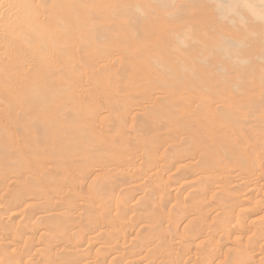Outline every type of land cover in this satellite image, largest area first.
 <instances>
[{
  "label": "rangeland",
  "instance_id": "1",
  "mask_svg": "<svg viewBox=\"0 0 264 264\" xmlns=\"http://www.w3.org/2000/svg\"><path fill=\"white\" fill-rule=\"evenodd\" d=\"M80 1H82V0H80ZM72 2H74V3L77 2V6H75V4H73V7L75 6V7L79 8V9H77V8L75 9V7H74V9L72 8L73 13L70 14L71 16L69 15V17H73V19L75 17L78 20V21L76 20L77 22L75 20H72V21L76 22V25L78 26L79 31L76 28H75L76 31H75V29L69 31L72 34V37L76 39L74 45H72L73 44L72 42L74 41V39L72 37H71V39H69L70 35L68 34L66 36V39H67L66 42L68 41L67 43H69L70 42L69 40H71V42H70L71 44L69 43L68 47H67V43H65L64 40H62V43H56L55 45L52 44L54 47L52 45L48 44V45H50V47L52 46V50H51L52 53L50 52L51 48H49V46L43 47L44 50L48 51V52L46 51L48 53L47 54V53H44L45 51L43 49H41L42 51H44V52H41V54L42 53L44 54V55L42 54L43 56H41V54H40L41 50H39V49L42 48V46L47 45V43L46 44L43 43L42 46L40 45V47H38V49H36L37 51L39 50L38 53L40 55H38V53L36 52L35 49H34V51L33 50H25L26 52H24V50H22V53L24 52L23 54L20 53V51H19V52H17L18 57L16 55L15 49H13L12 51L8 50V52L10 54L7 52V50H4L6 54L3 51V53L5 55L4 54H2V55L5 56L6 58L3 57V59L0 61L2 64L4 63L3 65H0L1 66L0 67V147H1L0 148V202H2V203H4L3 201L9 202L10 206L12 207V208L11 207L10 208H11V210L14 211V213H13V211L9 210L8 208L7 209H8V211L12 212V214L16 213L15 215H18V216H19V214H20V216L22 214L23 219L24 218L26 219V217L29 218L30 221L28 219H26L27 221L24 219V223L22 220V222L20 224L21 226L22 225L24 226V227L23 226L22 227L25 230L21 226H20V228H22L24 231H26V228H31V229L34 228L33 232L31 233L30 232L31 229H28L30 231L27 230L28 232L27 233L25 232V234H27V237H21V238L28 239V237L30 236L33 238V239H31L32 241H34L35 243L36 242L38 243V242H43L44 239L47 237L44 242L46 244L48 243L47 245L50 244L51 246L50 245L44 246V247H49V248L43 247L41 251L43 253L45 251V254H46V250L43 251V249H47V251H49L48 249L53 247L54 250L51 248V250L53 252L50 250L51 252H49V253L47 252V254H50V253L56 254L59 252L58 253V255H59L61 252L60 249H61L62 245L65 247L66 246L70 247L71 246L70 244L73 243V241H75L78 244L77 241L80 242V240H81V243L82 242L88 243L89 236H87L86 234H89L88 232L91 233L94 227L95 228L99 227V228H97V230L94 228L97 231L96 232L94 230L95 233H99L100 231L102 233L106 232L105 234H107V235L105 237H107V236L109 237V234H110V239L112 238L111 242H114V243L111 244L110 239L108 237L105 238L106 240L109 239L108 241H106L105 239H102L103 241L101 240L102 242L100 241L99 244L101 245L103 242H105V244L103 243V245H101V246L97 245V247H95L97 249L92 251L93 254H90V256L92 255L91 257H93V258H90L89 260H87L84 263H87V264L88 263L89 264L90 263L91 264H93V263L94 264H110L113 261L112 264H115V262L117 260L116 264H144L145 262H147L148 264L149 263L150 264H167V263H169V260L172 261L171 259H172V255H173L174 257H173L172 264H174V263H176V264H194L191 261L193 260L195 262L197 260L196 258H199L200 263L201 262L205 263L208 261L206 264H210L211 260L213 262L211 264H219V263L223 264V262H224V264H227V263L228 264H238L242 261L240 258H242L243 261H245L244 258L250 254L251 256L253 255V257L255 259L250 256V259H251L250 261L248 258H246V260L249 261L247 263L257 262L256 264H258V263L264 264V259H263L264 258V253H263V251H264L263 250L264 249V246H263L264 242L263 241L264 240H261V239H264V235H263L264 234V231H263L264 226H263V228L261 227V229H263L262 230L263 236L261 235V232H262L261 229L256 228L257 227L256 225H258V227L264 225V222H262L264 220V218H263L264 217V215H263L264 210L262 212V208L264 209V207H263L264 206V186L263 187L260 186V185H264L263 184L264 179L260 178V176L261 177L264 176V174H263L264 173V104H263L264 103L263 102L264 101V0H83L81 3L79 2V0H73ZM78 4H79V6H78ZM77 12H79V13L81 12V13L79 14ZM74 14H76V15H74ZM77 14H79V15H77ZM80 15H81L82 19H81ZM83 18H84V20H83ZM105 22L107 23V25ZM99 23L101 24L102 28H104L106 26L105 29L101 30L102 29L101 27H99L101 29H98L97 26L100 25ZM71 31H73V33ZM74 31H75V33H74ZM77 32H80V33H77ZM74 35H76V36H74ZM58 44H61V45H58ZM0 46L3 47L4 42L2 43V45L0 43ZM55 46H57V47H55ZM64 46L67 49L70 48L69 54L66 53V51L64 50L65 49ZM53 48H58L56 51L57 55H54V53L56 54V52L54 51V53H53ZM62 48H64L63 50L65 51V54H62V52L64 53V51H60V50H62ZM108 49H112L111 50L112 52H109ZM104 50H106L109 53H107ZM13 52H14V54H13ZM27 52L28 53L30 52V56H28V58H30V59L27 58V55H26ZM31 52H33V53H31ZM67 52H68V50H67ZM105 52L107 53V55L105 54ZM58 53L62 54L61 55L62 57H59L60 55ZM114 53H116V54H114ZM7 54H9V55H7ZM11 54H13L14 57L15 56L17 57L18 62H17V60H15L16 64L14 61H12L13 59H16V58L11 57L12 56ZM31 54L32 55L34 54L33 57L34 58L37 57L36 58L37 60H32L34 58H32ZM66 55H68V56H66ZM40 56L42 57L41 60L45 59L46 62H45V60L40 62L38 60V59H40L39 58ZM44 56H45V58H43ZM7 57L10 60V61L8 60V63H6V61H7L6 59H8ZM10 58H13V59H10ZM9 62H13V63L9 64ZM18 63L20 65L22 63L21 66H23V64H24V66L27 65V67L25 66L26 67L25 68V67L17 66V65H19ZM8 64L12 65V67L7 66ZM31 65L36 66L37 67V68L35 67L36 70H35V68H33L34 66L32 67ZM52 65H54V66H52ZM55 65H57V66H55ZM43 66H45L48 69L51 66L50 69H52V70L47 71L45 69V67H43ZM59 66H61V67H59ZM30 67L34 69V73L30 72V71H32V69ZM54 67L55 68L57 67L56 70L58 68L59 69L61 68V69L60 70L58 69L59 71L58 70L56 71V70H54ZM110 67H112V68L110 69ZM23 68H25V69H23ZM44 69H45V72L47 71L48 73H45L43 71ZM24 70H26V71H24ZM41 71L43 72V75H42ZM26 72H28V74ZM14 74H16V75L13 76ZM20 74L22 75V77H19V76H21ZM11 75L13 77H16V80L13 79V77ZM42 76H44V77H42ZM18 77H19V80H18ZM26 78H28V79H26ZM40 78H41V81H40ZM23 79H25V80H23ZM37 80H38V82H41L39 84H42L43 87L41 85L37 84ZM15 81H16V83L20 82L18 84H21L20 85L21 87H24L28 83L27 87L26 86L24 87V88H27L28 90L27 89L22 90V88L19 85H17L15 83ZM42 81H43V83H42ZM21 82H24V83H21ZM31 83H35V84H31ZM29 84H30V87H29ZM52 85L54 87L55 86L57 87V85H59L58 88H56V89L57 90L60 89L59 92L60 91L61 92L59 93L56 90L55 92H52V93H54L52 95V93L49 92L50 91L49 89L51 88ZM33 86H35V87H33ZM13 87H16V88H13ZM18 87H20V88H18ZM39 87L44 88V91L43 90L40 91L42 88L39 89ZM17 88H18V90H17ZM12 89H14V90L16 89V90L14 91ZM20 89L22 91H25L26 94L24 92H21ZM10 90L14 91L13 94H11L12 91L9 93ZM84 90H87L88 92H91V93H88V92L85 93L86 91L83 92ZM39 91L44 92V93H39ZM112 92L115 94L113 95ZM118 92L122 95L121 96L122 101L125 98H128V99H130L129 102L127 101L128 99L125 100L126 102L123 101L125 103H122V101L120 100L121 102H119L120 103L119 104L117 97L120 99V95ZM14 93L17 95L15 96ZM29 93H30V95H29ZM84 93H85V95L89 94L90 96L89 95L83 96ZM24 94H25V96H24ZM111 94L113 95V97ZM116 94H118V96ZM47 95H49V96L47 97ZM31 96L33 98L32 100H30ZM23 97H24V100L22 99ZM41 97H43V98H41ZM114 97H116V98H114ZM25 98L27 99V101ZM144 98L146 99L147 102L145 101ZM149 98H150V100H151V98H153V100L150 101ZM46 99H47V101H46ZM42 100H43V102H42ZM109 100H111V101H109ZM115 100H117V101H115ZM39 101H41V102L39 103ZM99 101H101L104 105ZM108 102H109V104H108ZM113 103L116 105H114ZM95 104H97V105H95ZM98 104L101 106L103 105V108H101V106L99 107ZM112 104L114 106H112ZM118 104L121 106L123 104V106H125V107H118L119 106ZM220 105H221V107H220ZM93 106H96V107L98 106L99 109H97L98 107L95 108ZM104 106H105V108H104ZM128 106H130V107H128ZM131 107H132V110H131ZM119 108H120V110L122 108L123 111H119ZM128 108H130V109L127 110ZM79 109H80V111H83V112H80ZM84 109L85 110L87 109V110L85 111ZM103 116H104V120L102 121ZM99 117L101 118L100 123L98 122L100 119ZM106 117L108 118L107 120H109V118L116 120V124L114 125L115 122H113V120L111 121V119H110V121H107ZM1 119H3V120H1ZM104 121L108 122L107 124L109 125V129H108L107 124L105 125ZM117 121L120 122L118 125L121 126V127H119V126L118 127L120 128L121 131H122L121 128H123L124 133L123 132L121 133L119 128L118 129L116 128L117 123H118ZM131 122H132V126H131ZM110 124H111V126H110ZM125 124H127L128 126H125ZM129 126H131V127H129ZM156 126H157V129H156ZM158 126H160V128H158ZM161 126H163V128ZM110 127H112V128H110ZM150 127H152V128H150ZM112 129L114 131H115V129L117 131L118 130L120 131V132L118 131L120 133V137H118V138L121 140L119 141V139L116 138L119 133L116 134V137L114 140V141H116V139H118L116 141L118 143V145L115 142L116 146L113 144L114 138L111 139L112 144H111V140H109L110 136L113 137L112 136L113 133H114V136H115V133H117V131H115V132L112 131L113 133L108 132ZM174 129H176L177 131ZM129 130H131V131H129ZM154 130L156 131V133ZM157 130H159L158 133H157ZM173 130L178 132V133L180 132V135L177 134L176 132H174ZM125 131H127L126 134H125ZM103 132L104 133L108 132L110 135L108 133L103 134ZM130 132L133 135H131ZM73 134H75V135H73ZM123 134H125V135H123ZM127 134L130 136H133L134 140L131 141L130 139H132V138L130 136H128ZM134 134L137 135V137L136 136L134 137ZM100 135L104 136L105 139H104V137H101ZM122 136H128V137H125V138L123 137V139H124L123 140ZM174 136H176V137H174ZM177 137H179V138H177ZM102 138L106 142L102 141L103 140ZM125 139H126V141H125ZM128 139L131 142H129ZM107 140H109V141H107ZM122 140L124 142H122ZM102 142H105V144ZM108 142H110L111 145H107ZM101 143H102V145H101ZM122 143H125V144H123V146H122L121 145ZM100 146L103 149H101ZM95 147H97L98 150L100 149V151H98L97 149L95 151ZM211 148L212 149L214 148L216 152L214 151V149L212 150ZM157 149H159V150H157ZM119 151L121 153H119ZM213 151H214L215 156L213 155ZM55 152H56V154H55ZM116 152H118L119 154L117 155ZM115 153H116V156L118 157V159H116L117 157L116 158L114 157ZM211 153H212V155H211ZM51 154H53V155H51ZM140 155L142 156V158H140ZM168 155L170 156V158L172 160H170ZM111 156H112V158H111ZM137 156H138V158H137ZM144 156L146 157V159L144 158ZM113 157L115 158V160H113L114 159ZM160 157L163 159L165 158L166 161L162 160ZM166 157L168 158V161H167ZM228 158L231 160V162L229 161ZM27 159H29V160H27ZM143 159H145V160H143ZM159 159H161L164 162H159L160 161ZM30 160H32L31 161L32 164L29 163ZM111 160H113V161H111ZM154 160H159V161H157L159 164H157L156 162L155 163L157 165L155 163H153ZM183 160H185V161H183ZM110 161H111V164H110ZM116 161H118L117 164H119V165L115 164ZM179 161H181V162H179ZM26 162L29 163L30 166L34 165V167L32 166L33 167L32 171H33V173H35L36 177H34L35 175L32 173L33 177H32V179H30L31 178L30 175L32 176V174L30 172L31 169H30V167L29 168L27 167L29 165ZM40 162L47 164V165H43V167H42ZM89 162L91 163V165H93L94 168H95L94 165L98 166V162H101V163H99L98 168L96 166L97 171L100 168L99 173L94 172V171H96V169H94L91 165H88ZM92 162H94V163L96 162V164H94ZM120 162L123 165H121ZM127 162L129 164H126ZM150 162H152V163H150ZM175 162H176V164H175ZM183 162L185 163V165ZM188 162H189V164L193 163V166L196 167V171L199 173L198 176H196L197 173L194 169L195 167H192V164L189 165ZM194 162H195V164H194ZM48 163H49V165H48ZM105 163H109L111 165V167L109 168L110 165L109 164L106 165ZM163 163H165L166 165H164ZM171 163H173V164H171ZM202 163H204L203 164L204 167L202 166ZM224 163H226V164H224ZM124 164L127 166H125ZM150 164L152 166H153V164L156 165V166L152 167V169L153 168H155V169H153L152 172L148 171L149 173H145V172H147V170L151 169ZM169 164L172 166V169H173V170L171 169V171L169 169L170 166H168ZM221 164H223L224 166ZM231 164H232L233 168L231 167ZM50 165H51V167H50ZM103 165H105L103 167L105 170H103V168L101 167ZM161 165H162V167L166 168L165 171H167L168 174H167V172L164 173L165 171L163 172L164 168H162ZM199 165L202 167H200ZM225 165H229V166H225ZM46 166H48V167H46ZM119 166H121V167L124 166V167L121 168ZM178 166H180V168L181 167H184V168L186 167V168L185 169L181 168L182 171L180 172L179 171L180 168ZM221 166L225 169V171L227 169V171L225 173H224V169H223V171H221V169H220ZM229 167L232 169V171H230ZM239 167L242 169V171ZM39 168L40 169L46 168L48 173H50V174H48L47 171H45L46 173L45 172L43 173L42 169H41V172L43 174L40 171H39L40 172L39 173L37 171V169H39ZM52 168H53L54 175L52 173ZM85 168H87V171L89 169V171H88L89 176L88 175L85 176L87 173V171L85 172ZM116 168L119 169V172H118L119 174L118 173L115 174L114 169H116ZM123 168L125 169L126 172L123 171ZM139 168H142L141 171L143 173L140 171ZM237 168H238V171L240 169L239 172L243 173L244 177H246V178L248 176H249L248 178H250L251 175H253V177L251 176L252 178H254V176L255 177L259 176V178L261 179L258 182L259 184L257 185L256 182H250L248 184L246 183V185H244V186L242 184V186H240L238 188L233 187L234 186L233 182L235 181V179L232 182V178L236 175L235 173H237ZM13 169H14V171H13ZM21 169H22V171H21ZM26 169L29 173L26 172ZM29 169H30V171H29ZM90 169H91V172H90ZM92 169H93V171H92ZM118 169H116V172L118 171ZM128 169H129V172H128ZM135 169H138L139 173H137L138 171H135ZM145 169H146V171H145ZM157 169H158V171H157ZM161 169H162V171H161ZM177 169L179 172H177ZM192 169H194L196 175H194L195 173L192 171ZM207 169H208V171H207ZM219 169H220V171H219ZM246 169H247V172H246ZM109 170L112 173H110ZM229 171L230 172L235 171V172L233 174H231ZM24 172L28 173L29 176L27 174H25ZM84 172H85V174H84ZM120 172L121 173L124 172V174H122L123 176L120 174ZM132 172H133V174H131ZM140 172L142 174L145 173L144 175H146V174L147 175L144 177H141L143 175ZM154 172H156V173L159 172L158 176L159 177L161 176L162 179L160 178L161 179L160 180L159 177L156 176L157 174L155 173L156 174L155 175ZM160 172H161V174H160ZM162 172H163V175H162ZM192 172H193V174H192ZM208 172H211L212 174L214 172H216L217 173L216 176L218 174H220V176L214 177L215 174H213L211 176L209 175V177H211V179H210L208 177ZM248 172L253 173V174L250 175V173H249V175H248L247 174ZM17 173H18V176L24 173L27 177L24 176V174H23V177L20 176L21 178L17 177L16 176ZM72 173H74V175L77 174V175H75V177L73 176L76 179H74L72 177V175H73ZM128 173L131 175L125 176V174H128ZM134 173H136L140 182L139 181L134 182V180L137 181L136 180L137 177L135 178L136 175ZM152 173H153V175H152ZM179 173H181V174H179ZM226 173H228V175ZM261 173H262V175H259ZM51 174L53 175L54 179L58 178V181H59L60 180L59 177H63L61 179V182H62V180H65V181L63 183L60 182L61 183L60 184L59 182L55 181L52 178ZM55 174H57L56 175L57 177H55ZM58 174H61L62 176L58 175ZM78 174H80V177ZM107 174H108V176L105 177V175H107ZM110 174H113V176L116 175V176H114L116 178H114L112 175L110 176ZM148 174L152 175L154 178H152V176H148ZM190 174H192V176H191L192 178L189 176ZM205 174H206L207 178H209L208 180H210L211 182H208L207 178L206 179L204 178V177H206ZM13 175H15L17 177V179L12 177ZM119 175H120V177H118ZM175 175H177L178 177ZM229 175L233 176V177H230ZM256 175H258V176H256ZM44 176H46V177H44ZM109 176L112 179L111 178L108 179L107 177H109ZM121 176H122V178H121ZM127 176L128 177L131 176V178H128ZM132 176H134V177H132ZM165 176H166V178H165ZM168 176H170V177H168ZM172 176L177 177V178L175 179ZM195 176L197 177V179ZM11 177H12V179H10ZM24 177H26V178H24ZM37 177H39V178H37ZM69 177H70V179H69ZM82 177H83V179H82ZM104 177L108 179L107 183H106L107 179L104 180L105 179ZM140 177L142 178V180ZM145 177H147L148 179ZM163 177L166 181L163 179ZM186 177H187V179H186ZM201 177L204 178L206 180V182L209 183V185L205 186L208 183H206L205 180H202ZM212 177H214L213 179L216 178L217 180H218V178H219V180H221L222 177H224V179L219 181L220 184H222V185H219L218 181H216L217 183L215 181L213 183ZM227 177H228V180L231 179L229 183H228V180L225 179ZM19 178L22 179V181L18 180ZM23 178L26 181H23ZM33 178L39 179V180L41 178H42V180L43 179L45 180V178L48 179L49 181L46 180L47 182L41 180L43 182L44 186L46 184H48L49 182L50 183L48 186L46 185L44 187L43 184L41 183V181L36 180V182H34L36 185L35 186L33 183V181H35V179L33 180ZM65 178H68L69 181L72 183H70L69 181L66 182V180H68V179H65ZM133 178H135V179H133ZM189 178H191V179L189 180ZM29 179L33 180V181H30ZM84 179L87 181H83ZM93 179H94V181L97 180V182L91 181ZM129 179H131L133 181L132 184H131L132 181ZM143 179H145V181ZM151 179H153V180H151ZM154 179H156L157 181H155ZM172 179L173 180L175 179V181L177 180L176 184H174L175 181H173ZM181 179H182V181H181ZM183 179L185 181H183ZM15 180H17V181H15ZM101 180L102 181L104 180L105 183H104V181L102 182ZM191 180L193 183L190 182ZM194 180L195 181L201 180V183L195 182ZM13 181H14V185L16 187L13 186ZM29 181L31 183H33L34 187L29 185L30 184ZM98 181H100L101 185L103 184L104 186L102 185L103 187H101L100 183ZM154 181L157 184L156 187H154L155 186V184H153ZM159 181H161V182H159ZM163 181L165 183H163ZM222 181L224 183H221ZM5 182H6V184H5ZM7 182H9V183H7ZM11 182H12V185H11ZM37 182H38V184H37ZM65 182H66V184H65ZM143 182H146V183L143 184ZM180 182H183L185 184H188L190 182L193 185V186L192 185H190V186H192L194 188L196 186L195 184H198V186L200 184H203V185L205 184L204 186L206 188L204 186L200 185V187L202 186L201 187L202 189L204 188L203 190L200 187L199 188L201 190H198L199 189L198 186L195 189L192 188V190H190V188H191L189 186L190 183L188 184V186L190 187L189 188L185 184H184V186H182L183 184ZM203 182H205V183H203ZM20 183H22V184H20ZM52 183H53V185L55 184L54 189H57L56 190L57 192L60 189L58 192L59 194L58 193L55 194V197H54L53 193H55L56 191L52 188L53 187ZM56 183L57 184L59 183L58 185H61V186L60 187L57 186ZM94 183H97V186H95ZM128 183L131 184L129 187L127 186V185H129ZM136 183H138L139 187H137L138 185ZM177 183L179 185H181L182 187L179 186ZM210 183H212L213 185ZM98 184H99V186H98ZM135 184H136V186H135ZM145 184H147V185H145ZM160 184H161V189L158 188V187H160ZM165 184L166 185L172 184L171 185L172 188H170L171 186H169V185H167V187H166ZM224 184H225V186H223ZM255 184L257 185V188H255L256 187ZM2 185H6L7 188H6V186H4L5 190H3L4 188ZM22 185H23L24 189H22V191H21L20 189L22 188ZM25 185H26V187H24ZM37 185H38V189H37ZM142 185L144 186V189L146 187L145 190L143 189ZM247 185H249V186H247ZM10 186H11V188H10L11 190H13L14 189L13 187H15V189L19 188L18 190L20 192L18 190L16 192V190L14 189L15 191L13 190L14 192L12 195V191L9 189ZM94 186L98 187L97 191L100 190V192H103V194H101L100 192H97L100 194H97L96 192H94V190L96 191V189H94L95 188ZM147 186L150 188H148ZM163 186L167 189L166 193H165V189L163 188ZM210 186H219L220 189L218 187H213V190H214V188L217 190L212 191V190H209ZM220 186L223 187L224 189L221 188ZM42 187H43V189H41ZM47 187H49V188H47ZM55 187H57V188H55ZM65 187H67L68 189ZM69 187H70V189H69ZM89 187H90V189H89ZM135 187H137L138 189H136ZM45 188L50 189V190L52 189V190H51V192L49 190V192H50L49 193L47 191V189H45ZM74 188H76V190ZM139 188L141 189L142 192L139 190ZM176 188H178L180 190L179 194H177L178 190ZM180 188L182 189V191H185V192L187 191V192L186 193L182 192ZM25 189L27 190L26 192H24ZM62 189L65 191L62 192ZM85 189H86V191H88V189H89V192L85 193ZM102 189H104V190L102 191ZM157 189H158L159 193H161L162 192L161 190H163V192L161 193L162 195L164 193H165L164 195H166L169 192L171 194H169V196L167 194V196L161 197L162 195L160 194V196H159ZM188 189L190 191H192V194ZM206 189H208L207 190L208 192L206 191L207 193H205L206 195L203 194L204 192L201 193L202 191H204ZM210 189H212V187ZM69 190H71L72 193L74 192L75 194H77V193L78 194L74 195V193L72 194ZM80 190L81 191L84 190V192L82 191L83 194H79ZM90 190H92V191H90ZM112 190L114 191L113 194H112ZM133 190H136V191L133 192ZM137 190L140 191L141 193L146 192V191L149 192L146 194L143 193L145 196L147 195L148 198L146 199L147 196L145 197L140 192H139L140 195H138L139 193ZM150 190H151V192H150ZM172 190L174 191V194H173ZM196 190H198V192L200 191V193H201V194L199 193L200 197L197 196V199H199V201L201 199H203V197L201 195H203V196L205 195V197L207 198L206 200H208V201L209 200L211 201L213 199V201H211V203L213 205L210 202L208 203V201H206V200H204V201L206 203H208L209 205H207L203 200L201 201L202 203L204 202V205H207L206 206L207 208L205 207L207 210L205 208H203L204 205H202L201 202H198V200L194 199L196 197V194H194L196 192ZM250 190H251V194L252 195L254 194L253 197L250 195ZM2 191H4V192H2ZM46 191H47V194L45 193ZM53 191H55V192H53ZM108 191L109 192L111 191L110 192L111 194H107ZM128 191H130V192L132 191L133 193L132 192L129 193ZM209 191H211L212 193L214 192V194H212L211 197H210L211 192H209ZM218 191L220 193H218ZM222 191L225 192L226 194H224V193L221 194ZM27 192H28V194H31L34 197L31 195L29 197ZM60 192H62L63 194ZM64 192H65V195H64ZM118 192L120 194H118ZM136 192L138 194H135ZM198 192H196L197 195H198ZM231 192L233 194H235V192H237L235 194L236 197L235 196L232 197L233 194H231ZM248 192H249V194H248ZM21 193H23V194L25 193L26 196H25V194H24V196H22L23 194H21ZM32 193H34L35 195ZM84 193H85V195H84ZM95 193L98 195V197L100 195L102 196V198L107 197V196L110 197V199H108L110 201H108L105 198L107 200L106 202H110L111 205L115 204L117 207L116 209H120V211L122 210V208L125 209V207L126 208L129 207L131 209V211L129 212L128 211L129 208H128V209H125V212L126 213L129 212L130 213L129 215L131 217H129V215L127 214L126 217H128V218H126V221H125V217H123V216L121 217V215L118 213L120 216L118 215L119 217L116 216L117 217L116 218L114 215L117 214L116 212L117 211L119 212V210L114 212L115 207L113 209L110 207H106L108 205L105 204L106 202L103 201L104 199H101L102 204H100L101 200H99L100 202L98 204V199H96L97 195L94 196ZM105 193H106V195H105ZM124 193H126L125 195H127V197H129L131 199L126 197L127 200H125V198H122V195L124 196ZM127 193L131 194V195H128ZM151 193H154L155 196H154V194H151ZM156 193L158 194V196L156 195ZM181 193H183V195H185V196H183V199L186 202L182 199V196L181 197L179 196V195H182ZM227 193L229 196H231L233 198V199L231 198L232 202H230V203H229V201H231V200H230V197L227 195ZM240 193H241V195H240ZM9 194H11V195H9ZM44 194H46V195H44ZM87 194H89V195H87ZM133 194L135 195L134 197H133ZM188 194H190V195H188ZM5 195L10 196V197L7 198V197H5ZM27 195L29 198L27 197ZM78 195H80V197L82 199L84 198V200H82V199H81L82 201L79 200L80 197H78ZM112 195H113V197H111ZM141 195L144 197H142ZM151 195H153V196L151 197ZM172 195H174V196H172ZM177 195L179 196L180 199H182L184 201L183 206L180 205L183 203H182V200L180 201V199L177 198L178 197ZM222 195H224L225 197H223ZM244 195L246 198L244 197ZM35 196H36V198H35ZM58 196H60V197H58ZM101 196L99 198H101ZM118 196H119V199H117ZM192 196H193V198H192ZM218 196H220V197L222 196L225 201L223 199L221 200V198L217 199L216 197H218ZM227 196L229 199L227 198ZM237 196L239 198L238 202H240L242 200L243 201L238 203L237 202ZM249 196H250V198L252 197L251 198L252 201L250 200ZM31 197L35 198L34 201L30 200ZM70 197H73V199ZM85 197H87V198H85ZM115 197H116V199H115ZM149 197H151V199ZM153 197H155L156 199ZM175 197L177 199H175ZM247 197H248V199H247ZM11 198H14V199H11ZM18 198H19L18 201L20 202V204H18L19 203L18 202L17 205H19V206L17 207V205L15 206L16 203L13 205V202L14 201L17 202L16 200ZM20 198H24L25 202H22L24 204L21 203V201H23V199H20ZM37 198H39V199H37ZM44 198L51 200V201H49V203H50L49 206H51V207L53 205L54 206L56 205L59 207L62 205L63 206L62 208L70 209L74 206L73 210L70 209L69 212L72 211L70 213H72L71 214L72 217L74 216V219H76L75 221H73L76 223V225L75 224H72V226L65 225V222H63V221H66L65 218H67L68 216L58 218L56 216L51 215L52 216L51 217L49 215V217H50L49 218L48 213H45L47 211L44 212V210H46L44 207H46V205L49 203H47L48 201L46 200L45 202L47 204L46 203L42 204V202H44V200H45ZM90 198L93 201L90 200ZM111 198H112V200L115 199L114 203H112ZM133 198H134V202L132 201ZM162 198L165 201H163ZM165 198H170V199H165ZM226 198L228 199L227 200L228 202L226 201ZM10 199L13 201H11ZM40 199H41V201H39V203H38V200H40ZM42 199H43V201H42ZM66 199H67V201H65ZM68 199L69 200L71 199V200L69 201ZM77 199L79 200V202L76 201ZM142 199L145 200V202L139 201ZM214 199L217 200V203H219V204L214 203ZM7 200H10L12 203H10V201H7ZM36 200H37V203L39 205L42 204L41 205L42 207H39V205L35 202ZM59 200H60V202H59ZM119 200H121V201L119 202ZM136 200L139 201L138 202L139 205H140V203H142V204L144 203L143 205L142 204L140 205L141 207L142 206L144 207L145 205L148 206L147 208H149V207L152 208L153 205L158 206V208H156V209H154L155 206H153L154 211L155 210L158 211V209L161 207H162L161 209H164L165 208V207H163L164 204H166V208L170 209L171 205L173 203L180 205V206H178L177 209H179V208H182V209H180V212L177 211L178 214L179 213L180 214L179 215L177 214V216H176L174 209H173L174 212L171 211L172 209L171 210L165 209L166 213L164 212V210H162L161 213H159V212L157 213L155 211L157 213V215H156V214H154L155 212L153 213V209H152V212H150L146 208L145 213L148 214V212H150L149 217L151 219H152L151 215H154L153 216L154 220H151L150 218H147L148 215L146 216L145 213H143V214L140 213L139 214L140 217H139V215H137V213H136L137 211H138V213L140 211L144 212L143 209H145V208L142 207L143 209H141V207L139 205H137L138 203ZM173 200H174V202H172ZM177 200H178V202H177ZM187 200H188V202H187ZM218 200H220L221 203ZM68 201L70 203H72V205L70 204L71 206L68 204L69 203ZM91 201L93 202V205L95 204L94 206H97L95 201H97L98 206L104 205L103 206L104 208L103 207L102 208L104 211L105 207H106L105 214L108 210V212H107L108 217H106L104 212L101 213V214L105 215V216L101 215L102 216L101 221H102V223H104V221H105V223H104L105 227H104V224H102L101 222H98V220L100 221L101 217L97 219L98 216H96L94 214L93 215V216H95L94 217L95 220H94L93 216L90 217V215L87 214L88 210H85V208L88 209V205L89 206L92 205ZM150 201L151 202L155 201L157 204H155V202H152V203H154V204H152ZM162 201H163V203H162ZM195 201H197V203ZM222 201L225 202L226 204L223 203ZM26 202H29V203L26 204ZM51 202H53V204ZM57 202H59L60 204ZM75 202H78V203H76L77 205L74 204ZM82 202L84 205L82 204ZM103 202H104V204H103ZM131 202H133L132 205H131ZM149 202H150V204H152V206L150 204H148ZM167 202H169V203H167ZM171 202H172V204H170ZM235 202H236V204H235ZM255 202H256V204H254ZM63 203H65V204H63ZM110 203H107V204H109V206H111ZM122 203H124V204H122ZM128 203H130V206H127V205H129ZM134 203H135V205H134ZM158 203L161 204V206H159ZM188 203L191 204L190 205L191 208L193 205H195V203L197 204V206L199 205V203H201L202 213L200 214L201 209H200V205H199L198 206L199 209L196 208L197 213L193 212L194 217H192L191 213H189V210H190V212H192V210L195 211L194 209L197 206H195V207L193 206L194 208L191 209L189 206H187V205H189ZM227 203H229L230 206L227 205ZM244 203H246L248 205H246V207H245ZM260 203H263V205H261ZM119 204H120V206L121 205L122 206L125 205V206L121 208L119 206ZM167 204L170 206L167 207ZM220 204H222V205H220ZM239 204H240V207L238 206V208H235ZM250 204L255 209H253L251 206H249ZM12 205L14 207H17V209H16L17 212H18L19 207H23V209L19 208L20 209L19 212H21L22 210L24 212L23 211L21 213L18 212L19 214H17L16 210H14L15 208ZM34 205L37 208L38 207L43 208V209H41V212H40V210H38L39 208L38 209L35 208ZM67 205L70 208H68ZM75 205L77 206V208L75 207ZM219 205L223 206V207L225 205H227L229 208H227V206H225L224 208L221 207L223 209H222V211H220L221 209L220 210L217 209V208H220ZM234 205H236V206H234ZM49 206L46 207L47 210H48V208H50ZM101 206H99V207L101 208ZM135 206H137V207L135 208ZM138 206L140 207L141 210L137 209ZM208 206H210V207H208ZM233 206L236 210L234 208H232ZM242 206L247 208L248 212H245L246 209L244 207H243L244 208L243 209ZM255 206H257V207H255ZM258 206L259 207L262 206V208L259 209ZM32 207L34 208V210H38V212H40L41 214L39 213V215H38V212H36L37 216H34L35 215V211H34V212H32L33 215H32V213H30L29 216L25 215V214L29 213V211ZM111 207H113V205ZM183 207L185 208V210ZM213 207H214V209L216 208L218 211L216 209L214 210ZM250 207H251V209H250ZM33 208L31 209L32 211H33ZM79 208H81V209H79ZM26 209L28 211H26ZM161 209H159V210H161ZM208 209H210V210H208ZM224 209L227 210V213L225 212L226 214L224 213V211H225ZM231 209H234V210H231ZM252 209L254 211H256L255 214L248 215L250 210H251L250 212L253 211ZM132 210H134V211L132 212ZM183 210L185 212L181 213V212H183ZM259 210L261 211V213L259 212ZM123 211L124 210H122L121 212L123 213ZM169 211H171V212H169ZM186 211L189 214H187ZM231 211H234V212H231ZM235 211H236V214H234ZM10 212L8 213V215H11ZM79 212H81V213H79ZM218 212L221 213V214H218V215H221L220 218H218L219 217L217 215ZM241 212H242V214L244 212V214L242 215ZM257 212H259V213H257ZM171 213H173L176 216V218H174V219H176V220L178 219L177 221L175 220L176 225H178L177 222L179 220H181L179 222H182V224L180 223V225L176 226L174 223V225H173L172 221H174V220H173V218H172V221L170 219L174 215L171 216ZM185 213H186V216H185ZM79 214H83L84 217L83 216L78 217ZM124 214H122V215H124ZM134 214H136V217L139 218V221H138V218L136 220L134 218H132V217H135V216H132ZM164 214H170L169 215L170 217L167 215H164ZM202 214H204V215H202ZM222 214L230 217L231 219L230 218H228L229 220L226 219V217H224ZM238 214H240L239 217H238ZM246 214H247V216H246ZM8 215H5V216H8ZM144 215L146 216L144 219L145 221L147 219H148V221H149V219L151 220V222H150L151 225L149 226V228H148V225L150 223L148 221H146V222H148V225H147V223L142 220L144 218ZM180 215L181 216L183 215V216L181 217ZM189 215H190V218H189ZM215 215H216V219H218V220H220L221 217L222 218L224 217L223 220H220V222L223 223V225L220 224L218 222V220H216L217 223L215 222ZM235 215L239 219H241L242 222L237 223L239 219ZM244 215L247 217L246 218L247 221H246V219H243V217L241 218V216H244ZM142 216H143V218H142ZM156 216H158L156 219H160V222H159V220H155ZM187 216H188V218H187ZM231 216H233V217H231ZM245 216H244V218H245ZM249 216H251V217H249ZM0 217H1V214H0ZM41 217H43V218H41ZM110 217H111V219L114 217V218H116V220H114V219L110 220ZM120 217H121V219H120ZM167 217H168V219H166ZM178 217H180L181 219H179ZM260 217H262V218H260ZM32 218H34V221L32 220ZM46 218H47V220L49 219L48 222H47V220H45L46 222L44 221V219H46ZM106 218H108L110 222L108 221V219H107V221L103 220ZM130 218L132 219V221L130 220ZM234 218H235L236 223L233 220ZM255 218H257L258 220H256ZM53 219L55 222L53 221ZM77 219H78L79 223H77ZM117 219H118V222H120V221L122 222V220H123V223H124V221H125L127 223V225L126 224H124V225L128 226V228L130 226L131 229L138 224L136 226L137 229L134 228V229L129 230L127 232L123 231L124 233L120 232L122 229L123 223H121V222L116 223ZM127 219H128V221L132 222L131 223V225H133L132 227L130 225V222L128 223ZM140 219H141V221H140ZM161 219H162V221H161ZM224 219L226 220V222H222V221H225ZM248 219H251V220H248ZM42 220H43V225L41 224ZM67 220L69 222V218ZM85 220H86V222L87 221L89 222L87 225H86ZM167 220H169V222H170L169 226H168V222H166L164 224L162 223V222H165ZM185 220H187V221H185ZM244 220H245V222H244ZM252 220H255V221H252ZM31 221H32V223H31ZM35 221H38V224L39 223L40 224L39 225L33 224V223H36ZM50 221H51V223H50ZM80 221H81V224L82 223L84 224L83 229L81 228L82 226L80 224ZM90 221H92L93 223ZM112 221L113 222L115 221L114 222L115 224ZM153 221L156 222V225H158V226L153 225L155 230H153L154 229L153 227L151 228ZM157 221L159 223H157ZM229 221H231L233 224L230 223ZM3 222L7 223L6 219L1 220V218H0V224L3 225L4 224ZM60 222H61V224H60ZM62 222H63V224H62ZM73 222H71V223H73ZM94 222H98L96 225H98V224L99 225L98 226L94 225ZM106 222L110 223V225L107 224L109 226V228H107ZM135 222L137 224L134 225ZM143 222H144V224H143ZM17 223L15 224V222H14V225L16 227H18ZM53 223H56V224H53ZM139 223H141V224H139ZM225 223L226 224L228 223L229 226L228 225L227 226L229 228H231L230 231H229V228H226L227 226L224 225ZM242 223H244V224H242ZM89 224H91L92 226ZM113 224L117 227V230L115 229L116 227H113L114 226ZM118 224L120 226V228H119L120 230L118 229V227H119ZM159 224L160 225L162 224L163 227H165L164 228V229H166V230H164L165 233H169V232L172 233V231H174L172 233L173 235L170 233L173 237L171 235H169L170 237H168V234L167 235L161 234L160 232L162 230H160V229L162 228L161 227L162 225L160 226ZM165 224H166V226H165ZM230 224H232V225L230 226ZM234 224H236L235 227H233ZM237 224H238V226H237ZM239 224L240 225L242 224L243 226L242 225L239 226ZM260 224H262V225H260ZM40 225H42V226H40ZM61 225L63 226V228H61L62 227ZM111 225H113V226H111ZM139 225H142L144 227L142 228V226H139ZM170 225H172V226H170ZM247 225H250V227ZM25 226H26V228H25ZM38 226H40L41 228L40 227L37 228ZM126 226H123L124 227L123 229H126L127 228ZM159 226H160V228H158ZM173 226L175 227V229ZM223 226L225 229L228 230L227 234L229 232H230V234H232L231 237L234 236V234H236L234 237H232L234 239H232L231 237H230L231 239L229 237L228 238L225 237L226 232H224V231H226V230L223 228ZM245 226L247 228H245ZM44 227H46L45 228L46 230L43 231ZM74 227H77V229H74ZM90 227H91V231L88 230ZM101 227H104L103 228L104 230L101 229ZM166 227H170V228H166ZM176 227L177 228L179 227V228L176 230ZM232 227L234 228L235 231L234 230L233 231L235 233L232 231V229H233ZM53 228H55V230H53ZM66 228H68V229H66ZM128 228L126 230H128ZM139 228L142 230H140ZM145 228L148 230V232H145ZM244 228L246 231L244 230ZM58 229H59V231H58ZM60 229H63V230L60 231ZM79 229H82V230H79ZM109 229L112 231H110ZM113 229L116 230L115 232L117 233V235L113 232ZM168 229H170V231ZM221 229H223V230H221ZM240 229H241V232H240ZM251 229H253V230H251ZM65 230H67V231H65ZM84 230L86 232L83 235ZM135 230H137V232L134 233ZM139 230L141 231V233ZM149 230H151V232ZM159 230H160V232H159ZM54 231H57V232L54 233ZM62 231H64V232L62 233ZM132 231H133V233H132ZM164 231H162V232L164 233ZM166 231H168V232H166ZM200 231L205 232V234L203 233L205 236L202 235L200 233ZM238 231H239V233H238ZM65 232H67V233H65ZM69 232H70V234H69ZM130 232L133 234V237H132V234ZM144 232H145V235H142ZM149 232L150 233L153 232V234H156L159 239L155 238L157 241L155 239L153 240L152 237H156V235L153 236ZM136 233L139 235H136ZM217 233L218 234L220 233L219 237L222 240L221 245L219 243L220 238L218 237ZM245 233H247V234H245ZM254 233H256V234H254ZM258 233L260 234V236L258 235ZM47 234H49L48 236H51V234H52V236L50 237L52 240H50V238L47 236ZM54 234H61L62 239L60 237H58L61 235H54ZM63 234H64V236H63ZM76 234H78V236H80L81 239H80V237L78 239V237L75 236ZM118 234H122V235L124 234V236H128L129 238L127 237L128 239L125 238V240H124L123 236L120 237ZM127 234H129V235H127ZM198 234H201V235H198ZM241 234L243 236H241ZM66 235L72 236L73 239H71L70 236H66ZM147 235L149 236L148 238H147ZM164 235L166 236V238H164L165 237ZM255 235H257V236H255ZM53 236L54 237L57 236L55 238L56 240L54 238H52ZM65 236L70 238L69 239L70 243H68L69 240ZM84 236H86V237H84ZM199 236L200 237L204 236L205 238L202 237L200 239ZM222 236H223V238L225 237L226 240L228 239V241L224 242L225 239H223ZM226 236H228V235H226ZM41 237L43 238V240L41 239ZM82 237L84 239H82ZM130 237L132 239H130ZM135 237H137V239ZM167 237H168V239L173 238L172 241L170 242V239L168 240ZM239 237L240 238L243 237L244 239L243 238L239 239ZM253 237H256V238L259 237V238H257L258 239L257 240L256 238H253ZM64 238H66L68 241H66V239H64ZM85 238H87V240ZM116 238H118V239L123 238V239L120 241ZM138 238H139V241L140 240H142V241L139 242ZM149 238H152V239H149ZM174 238H176V239H174ZM249 238L253 239L255 241L257 240L256 243L255 242L254 243L258 246V250L256 249L257 247H255L254 243H253L254 246L252 247V249L255 250V251H253V252H255L254 254H253L252 249L250 247L253 245L252 244L253 240H249ZM60 239L61 240L64 239L61 242L62 245L57 244V242H56V241L60 242L61 241ZM147 239L149 240V242ZM247 239L249 241H251L249 244H247L249 242ZM49 240H50V243L48 242ZM71 240H73V241H71ZM116 240L118 241L119 244H117ZM150 240H153V242L152 241L150 242ZM201 240L203 241V243L201 242ZM229 240H231V242ZM65 241H66V244L64 243L65 244L64 245L63 242H65ZM132 241L136 242V243L134 244ZM154 241H156V242H154ZM216 241H219V242H216ZM240 241H242V242H240ZM260 241H262L263 243ZM75 242L72 245L76 244ZM129 242H130V244H129ZM142 242L143 243L145 242V244H143ZM227 242H230L232 245H230ZM239 242L242 244L244 242L245 244L242 245ZM43 243H41V244H43ZM81 243H79V244H81ZM106 243H108L109 245L108 244L106 245ZM150 243H152L153 245ZM214 243H215V245H214L215 247L213 246ZM226 243H227V245H226ZM237 243H238V245H237ZM67 244H69V245H67ZM146 244H148V246ZM204 244H206V245H204ZM216 244H218L217 247H216ZM224 244H225V246H222ZM246 244L249 246H246ZM55 245H58L60 248L58 246L55 247ZM127 245L130 247H134V248L133 249L129 248ZM131 245H133V246H131ZM145 245L147 247H145ZM233 245L235 247H233ZM239 245L240 246L242 245L243 249L246 247L247 248L250 247V250L248 248L250 253L247 252L248 251L247 248L244 250L241 249V251L243 253L245 250H247V251L244 253L245 257H242V256L240 257V255L241 254L243 255V253L242 252L240 253V247L237 248ZM107 246H108V248L112 247L111 251L107 248ZM220 246H222V248ZM242 246H241V248H242ZM122 247H126L124 249H127V250L132 249V250H130V252L134 250L133 253L135 256L132 255L133 253H130L132 256L130 254H128V255L126 254L125 256L123 255V258H122V256H121L123 253ZM210 247H212L213 249H215V248L218 249L220 247L221 249H218L217 251L215 249L216 252L214 251V253H217L220 250L218 252V254L215 255L214 253H212L213 249H210ZM55 248L57 250H55ZM104 248H106V249H104ZM233 248H235V249H233ZM261 248H263V249H261ZM102 249H104L103 252H102ZM165 249L169 253L166 252ZM230 249H233V250H230ZM210 250H211V252H210ZM234 250H237L240 253V255H234L235 257L232 258L233 254L238 253L237 251L234 253ZM256 250H257V252H256ZM261 250H263V251H262V254H260L261 256L260 255L258 256L259 257V259H258V257L256 258V256L259 254V252L261 253ZM97 251L99 252V254L97 253ZM104 251L106 252V255H105ZM207 251L210 254L215 255L213 257L214 259H211L212 255H210ZM108 252H109V254H107ZM118 252H120V253L118 254ZM158 252H160V253L157 254ZM161 252L164 253L165 256H164V254H161ZM205 252L208 253L207 254L208 256L206 255ZM102 253L104 255H102ZM171 253H172V255H171ZM116 254H118L117 256H119L121 258L119 259V257L116 256ZM156 254H157V258L159 260H157V258L155 256ZM167 254H169V255H167ZM177 254H178V256H177ZM99 255H102V257H105V258L101 257L102 259H100ZM107 255H108V257H106ZM162 255H163L162 259H164L163 260L164 262L161 259ZM179 255L184 260L180 259L181 257L179 258ZM203 255H205V256H203ZM209 255H210V259H209ZM95 256L97 258H95ZM129 256L131 258H129ZM145 256L150 257L152 259L145 258V259H147V261H146L145 259H143ZM154 256L156 258L155 261L153 258ZM166 256H169V259ZM177 257H178V259H176V261L179 260L178 263L174 262L175 258H177ZM261 257H262V259H261ZM204 258H206L207 260L205 259L206 261H204L203 260ZM226 258H227V260H226ZM231 258L234 259V261ZM99 259H100V261H98ZM194 259H196V260H194ZM236 259L238 262H236ZM180 260L183 262H181ZM92 261H94V262L92 263ZM132 261L136 262V263H132ZM141 261L142 262L145 261V262L142 263ZM231 261H233V262H231ZM46 263L47 262L45 261L44 263H41V264H46ZM147 263H145V264H147ZM195 263L197 264L198 261H196Z\"/></svg>",
  "mask_w": 264,
  "mask_h": 264
},
{
  "label": "bare ground",
  "instance_id": "2",
  "mask_svg": "<svg viewBox=\"0 0 264 264\" xmlns=\"http://www.w3.org/2000/svg\"><path fill=\"white\" fill-rule=\"evenodd\" d=\"M72 1H73V0H0V43H1V45H2V43L4 42V46H3V47L0 46V61L3 59V57H5V56L2 55V54L5 53L4 50H7V52H8V50H9V51H10V50L12 51L13 49H15L16 51H15V50H14V51L16 52V55H17V57H18L17 52L20 51V53H22V50H24V52H26L25 50H33V51H34V49H35V50L38 49V47H40V45L42 46L43 43H45V44L47 43V45L42 46V48H40L39 50H41V49L44 50L43 47H48V46H49V48H51V49H50V52H51V50H52V46L55 45L56 43H62V40H64L65 43H67L68 41L66 42V40H67V39H66V36L69 34V35H70V38H69V39H71V37H72V34H71L69 31H70V30H74L75 28L78 29V26L76 25V22H77L78 20H77L75 17H74V19H73V17H69V15H70L71 13H73L72 11H73L74 7L77 6V2L74 3L75 1H74V2H72ZM82 1H83V0H82ZM82 1L79 0L80 3H81ZM73 4H75L74 7H73ZM78 6H79V4H78ZM80 7H81V6H80ZM72 8H73V9H72ZM76 8H77V7H75V9H76ZM77 9H79V8H77ZM77 13H79V12H77ZM80 13H81V12H80ZM80 13H79V14H80ZM79 14H77V15H79ZM74 15H76V14H74ZM70 16H71V15H70ZM82 16H83V15H82ZM77 17H78V16H77ZM80 17H81V15H80ZM83 17H84V16H83ZM71 18H72V19H71ZM78 19H79V18H78ZM81 19H82V17H81ZM72 20H75V21L77 20V21L74 22V21H72ZM83 20H84V18H83ZM83 20H82V21H83ZM105 23H106V22H105ZM99 24H100V23H99ZM102 24H103V23H102ZM106 25H107V23H106ZM126 25H127V24H126ZM121 26H122V25H121ZM97 27H98V29H101V28H102L101 24H100L99 26H97ZM99 27H101V28H99ZM103 27H104V26H103ZM105 27H106V26H105ZM105 27L102 28L101 30L105 29ZM123 27H124V26H123ZM76 29H75V31H76ZM98 29H97V30H98ZM75 31H74V33H75ZM78 31H79V29H78ZM71 32L73 33V31H71ZM77 33H80V32H77ZM65 34H66V35H65ZM74 36H76V35H74ZM72 38H73V37H72ZM73 39H74V41L72 42V43H73L72 45L75 44V40H76L75 38H73ZM64 41H63V42H64ZM69 41L71 42V40H69ZM70 42H69V43H70ZM69 43H67V47L69 46V45H68ZM48 44H50V45L53 44V45L50 47V45H48ZM70 44H71V43H70ZM58 45H61V44H58ZM63 45H64V44H63ZM65 45H66V44H65ZM72 45H71V46H72ZM53 47H54V46H53ZM55 47H57V46H55ZM58 47H59V46H58ZM60 47H61V46H60ZM64 48H65V46H64ZM64 48H62V50H60V51H64V50H65L66 53L69 54V50H70V48H69V49H67V48L64 49ZM45 49H46V48H45ZM47 49H48V48H47ZM54 49H55V50H54ZM57 49H58V48H53V53H54V51L56 52ZM63 49H64V50H63ZM66 49L68 50V52H67ZM39 50H38V51H39ZM48 50H49V49H48ZM111 50H112V49H108L109 52H112ZM3 51H4V53H3ZM38 51L36 50L37 53H38ZM44 51H45V52H44ZM44 51L41 50V51H40V54H41V52H44V53H47V52H48L47 50H44ZM46 51H47V52H46ZM65 51H64V53L62 52V54H65ZM104 51H106V50H104ZM24 52H23V53H24ZM58 52H59V51H58ZM106 52H107V51H106ZM106 52H105V54L107 55V53H109V52H107V53H106ZM8 53H9V52H8ZM23 53H22V54H23ZM27 53H28V52H27ZM27 53H26V55H27V58H28V56H30V52H29L28 54H27ZM31 53H33V52H31ZM37 53H36V54H37ZM51 53H52V52H51ZM60 53H61V52H60ZM60 53H58V54L60 55L59 57H62V56H61L62 54H60ZM5 54H6V53H5ZM5 54H4V55H5ZM9 54H10V53H9ZM9 54H7V55H9ZM13 54H14V52H13ZM13 54H11V55H12L11 57H14ZM34 54H35V53H34ZM34 54H33V55H34ZM40 54L38 53V55H40ZM42 54H43V53H42ZM42 54H41V56L44 55V54H43V55H42ZM47 54H48V53H47ZM110 54H111V53H110ZM112 54H113V53H112ZM114 54H116V53H114ZM26 55H25V56H26ZM31 55H32V54H31ZM33 55H32V58H34ZM54 55H57V52H56V54L54 53ZM41 56L39 57L40 59H38L40 62H42V61L45 60V59H44V60H43V59L41 60V58H42ZM45 56H46V55H45ZM45 56H44L43 58H45ZM64 56H65V55H64ZM64 56H63V57H64ZM66 56H68V55H66ZM111 56H112V55H111ZM17 57H16V56L14 57V58H16V59H13V58H10V59H13L12 61H14V62H15V60H17V62H18ZM19 57H20V56H19ZM5 58H6V57H5ZM7 58H8V57H7ZM32 58H31V59H32ZM36 58H37V57H36ZM36 58H34V59H32V60H37ZM48 58H49V57H48ZM50 58H51V57H50ZM28 59H30V58H28ZM52 59H53V58H52ZM6 60H7L6 63H8L9 58L6 59ZM48 60H49V59H48ZM53 60H54V59H53ZM4 61H5V60H4ZM9 61H10V60H9ZM2 62H3V61H2ZM45 62H46V60H45ZM48 62H49V61H48ZM0 63H1V62H0ZM6 63H5V64H6ZM11 63H13V62H9V64H11ZM3 64H4V63H3ZM3 64L1 63L0 65H3ZM9 64H8L7 66H11V67H12V65H9ZM15 64H16V62H15ZM15 64H14V65H15ZM18 64H19V63H18ZM21 65H22V63H21ZM21 65L19 64V65H17V66H21ZM29 65H30V64H29ZM25 66L27 67V65H25ZM25 66H24V64H23V66H21V67H25ZM31 66H32V65H31ZM33 66H34V65H33ZM33 66H32V67H33ZM52 66H54V65H52ZM55 66H57V65H55ZM0 67H1V66H0ZM2 67H3V66H2ZM26 67H25V68H26ZM35 67H36V66H34L33 68H35ZM43 67H45V66H43ZM50 67H51V66H50ZM50 67H49V69L45 67V69H46L47 71H48V70L51 71L52 69H50ZM59 67H61V66H59ZM25 68H23V69H25ZM30 68H31V67H30ZM33 68H31V69H32V71H30L31 73H32V72L34 73V69H33ZM36 68H37V67H36ZM36 68H35V70H36ZM52 68H53V67H52ZM56 68H57V67H56ZM56 68L54 67V70H56ZM66 68H67V67H66ZM111 68H112V67H110V69H111ZM45 69L43 70L44 72H45ZM58 69H59V68H58ZM58 69H57V70H58ZM60 69H61V68H60ZM60 69H59V70H60ZM26 70H27V69H26ZM26 70H24V71H26ZM37 70H38V69H37ZM40 70H41V69H40ZM57 70H56V71H57ZM59 70H58V71H59ZM27 71H28V70H27ZM47 71H46L45 73H48ZM41 72H42V71H41ZM26 73L28 74V72H26ZM45 73H44V74H45ZM15 75H16V74H14L13 76H15ZM20 75H21V74H20ZM42 75H43V72H42ZM11 76H12V75H11ZM13 76H12V77H13ZM19 77H22V75L19 76ZM19 77H18V80H19ZM23 77H24V76H23ZM42 77H44V76H42ZM24 78H25V77H24ZM13 79L16 80V77H13ZM26 79H28V78H26ZM20 80H21V79H20ZM23 80H25V79H23ZM23 80H22V81H23ZM29 80H30V79H29ZM30 81H31V80H30ZM40 81H41V78H40ZM28 82H29V81H28ZM31 82H32V81H31ZM34 82H35V81H34ZM15 83H16V81H15ZM18 83H20V82H18ZM18 83H16V84L20 86L21 84H18ZM21 83H24V82H21ZM39 83H41V82H38V80H37V84H39ZM42 83H43V81H42ZM27 84H28V83H27ZM27 84L25 85L26 87H27ZM31 84H35V83H31ZM39 85H41V86L43 87L42 84H39ZM39 85H38V86H39ZM25 86H24V87H25ZM58 86H59V85H57V87H56V86L54 87V86L52 85L51 88L49 89V90H50L49 92H51V93H52V92H55V91L57 90L56 88H58ZM20 87H21V86H20ZM20 87H18V88H20ZM24 87H21L22 90H23V89H27V88H24ZM29 87H30V84H29ZM29 87H28V88H29ZM33 87H35V86H33ZM36 87H37V86H36ZM42 87H41V88H42ZM13 88H16V87H13ZM18 88H17V90H18ZM41 88L39 87V89H41ZM12 90H14V89H12ZM12 90H10L9 93H10ZM15 90H16V89H15ZM15 90H14V91H15ZM22 90L20 89L21 92H24V93H25V91H22ZM27 90H28V89H27ZM27 90H26V91H27ZM42 90L44 91V88H42L40 91H42ZM59 90H60V89H59ZM59 90H57V91L59 92ZM14 91H12L11 94H13ZM36 91H37V90H36ZM40 91H39V93H44V92H40ZM85 91H86V92H85ZM18 92H19V91H18ZM37 92H38V91H37ZM58 92H57V93H58ZM60 92H61V91H60ZM60 92H59V93H60ZM83 92L87 93L88 91H87V90H84ZM116 92H117V91H116ZM85 93H84V95H83V94H82V95H83V96H88V95H89V94H88V95H87V94L85 95ZM88 93H91V92H88ZM112 93H113V92H112ZM118 93H119V92H118ZM18 94H19V93H18ZM20 94H21V93H20ZM25 94H26V93H25ZM25 94H24V96H25ZM48 94H49V93H48ZM53 94H54V93H52V95H53ZM55 94H56V93H55ZM114 94H115V93H113V95H114ZM14 95L16 96L17 94L14 93ZM29 95H30V93H29ZM29 95H28V96H29ZM111 95H112V94H111ZM111 95H110V96H111ZM113 95H112V97H113ZM116 95L118 96V94H116ZM116 95H115V96H116ZM119 95H120V99L116 96L117 99H118V103L122 101V100H121V96H122V95H121L120 93H119ZM18 96H19V95H18ZM44 96H45V95H44ZM44 96H43V97H44ZM48 96H49V95H47V97H48ZM89 96H90V95H89ZM26 97H27V96H26ZM43 97H41V98H43ZM116 97H114V98H116ZM27 98H28V97H27ZM45 98H46V97H45ZM45 98H44V99H45ZM22 99L24 100V97H23ZM22 99H21V100H22ZM25 99H26V98H25ZM29 99H30V98H29ZM32 99H33V98H32V96H31V99H30V100H32ZM39 99H40V98H39ZM44 99H43V100H44ZM47 99H48V98H47ZM47 99H46V101H47ZM106 99H107V98H106ZM106 99H105V100H106ZM122 99H123V98H122ZM126 99H128V98H125L123 101H125ZM144 99H145V98H144ZM147 99H148V98H147ZM43 100H42V102H43ZM113 100H114V99H113ZM120 100H121V101H120ZM129 100H130V99H128L127 101L129 102ZM149 100H150V98H149ZM151 100H153V98H151ZM151 100H150V101H151ZM26 101H27V99H26ZM101 101H102V100H101ZM101 101H99V102H101ZM109 101H111V100H109ZM115 101H117V100H115ZM123 101H122V103H125V102H126V101H125V102H123ZM145 101H146V99H145ZM40 102H41V101H39V103H40ZM44 102H45V101H44ZM106 102H107V101H106ZM146 102H147V101H146ZM263 102H264V101H263ZM101 103H102V102H101ZM149 103H150V102H149ZM99 104H100V103H99ZM99 104H98V105H99ZM102 104H103V103H102ZM108 104H109V102H108ZM108 104H107V105H108ZM113 104H114V103H113ZM113 104H112V106L116 105V104H114V105H113ZM119 104H120V103H119ZM119 104H118V105H119ZM126 104H127V103H126ZM263 104H264V103H263ZM95 105H97V104H95ZM103 105H104V104H103ZM103 105H102V106L99 105V107L101 106V108H103ZM110 105H111V104H110ZM124 105H125V104H124ZM128 105H129V104H128ZM130 106H131V105H130ZM130 106H128V107H130ZM93 107L97 108L98 106H97V107H96V106H93ZM99 107H98L97 109H99ZM109 107H110V106H109ZM118 107H125V106H123V104H122V106L119 105ZM220 107H221V105H220ZM84 108H85V107H84ZM86 108H87V107H86ZM104 108H105V106H104ZM218 108H219V107H218ZM80 109H81V108H80ZM80 109H79V111H80ZM129 109H130V108H128L127 110H129ZM82 110H83V109H82ZM84 110H85V109H84ZM86 110H87V109H86ZM86 110H85V111H86ZM131 110H132V107H131ZM131 110H130V111H131ZM215 110H216V109H215ZM119 111H123V109L121 108V110H120V108H119ZM80 112H83V111H80ZM127 112H128V111H127ZM104 116H105V115H104ZM104 116L102 117V118H103L102 121L104 120ZM108 117H109V116H108ZM99 118H100V117H99ZM107 119H108V118L106 117V120H107ZM110 119H111V118H109V120H107V121H110ZM1 120H3V119H1ZM100 120H101V118H100L99 121H98L99 123H100ZM106 120H105V121H106ZM112 120H113V119H111V121H112ZM105 121H104V122H105ZM113 122H115V123H114V125H115V124H116V120H113ZM117 122H118V123H117V127H116V126H115V127L118 129V128L121 127V126L118 125L120 122H119V121H117ZM107 123H108V122H105V125H106ZM109 123H110V122H109ZM111 123H112V122H111ZM112 125H113V124H112ZM114 125H113V126H114ZM107 126H108V129H109V125H108V124H107ZM110 126H111V124H110ZM113 126H112V127H113ZM118 126H119V127H118ZM125 126H128V125L125 124ZM131 126H132V122H131ZM131 126H129V127H131ZM112 127H110V128H112ZM153 127H154V126H153ZM161 127L163 128V126H161ZM150 128H152V127H150ZM150 128H149V129H150ZM158 128H160V126H158ZM162 128H161V129H162ZM113 129H114V128H113ZM113 129L110 130V131H108V132L113 133V132L117 131L116 129H115V131H114ZM121 129H122V131H121L120 128H119V130H120L121 133H122V132H123V128H121ZM156 129H157V126H156ZM119 130H118V131H119ZM135 130H136V129H135ZM151 130H152V129H151ZM162 130H163V129H162ZM174 130H176V129H174ZM174 130H173V131H174ZM106 131H107V130H106ZM112 131H113V132H112ZM118 131H117V133H115V136H114V133H113V134H112L113 137L110 136V139H109V140H111L112 138H114V139H113V141H114V140H115V137H116V134H118V133L120 132V131H119V132H118ZM129 131H131V130H129ZM154 131H155V130H154ZM160 131H161V130H160ZM176 131H177V130H176ZM176 131H174V132H176ZM104 132H105V131H104ZM104 132H103V134L108 133V132H106V133H104ZM126 132H127V131H125V134H126ZM158 132H159V130H157V133H158ZM174 132H173V133H174ZM100 133H101V132H100ZM100 133H99V134H100ZM123 133H124V132H123ZM130 133H131V132H130ZM133 133H134V132H133ZM155 133H156V131H155ZM176 133L180 135V132H179V133L176 132ZM99 134H98V135H99ZM108 134H109V133H108ZM125 134H123V135H125ZM128 134H129V133H128ZM128 134H127V135H128ZM135 134H136V133H135ZM135 134H134V137H135V136L137 137V135H135ZM174 134H175V133H174ZM73 135H75V134H73ZM77 135H78V134H77ZM96 135H97V134H96ZM101 135H102V134H101ZM101 135H100V136H101ZM109 135H110V134H109ZM131 135H133V134L131 133ZM175 135H176V134H175ZM128 136H130V135H128ZM128 136H122V139H123V137L125 138V137H128ZM177 136H178V135H177ZM98 137H99V136H98ZM101 137H104V136H101ZM118 137H120V133L118 134V136H117L116 138H118ZM130 137L132 138V139H130L131 141L134 140V139H133V136H130ZM130 137H129V138H130ZM174 137H176V136H174ZM75 138H76V137H75ZM99 138H100V137H99ZM106 138H107V137H106ZM177 138H179V137H177ZM102 139H103V138H102ZM102 139H101V140H102ZM104 139H105V137H104ZM104 139H103L102 141H105ZM118 139H119V138H118ZM118 139H116V141H117ZM109 140H107V141H109ZM120 140H121V139H119V141H120ZM123 140H124V139H123ZM123 140H122V142H124ZM116 141H114V143H113L115 146H116V143H117ZM125 141H126V139H125ZM128 141H129V139H128ZM131 141H129V142H131ZM105 142H106V141H105ZM105 142H102V143L105 144ZM115 142H116V143H115ZM102 143H101V145H102ZM127 143H128V142H127ZM111 144H112V140H111ZM111 144H110V142L107 143V145H111ZM123 144H125V143H122L121 145L123 146ZM2 145H3V144H2ZM117 145H118V143H117ZM122 146H121V147H122ZM100 147H101V146H100ZM0 148H1V147H0ZM96 149L98 150L97 147H95V151H96ZM101 149H103V148L101 147ZM151 149H152V148H151ZM211 149H212V148H211ZM211 149H210V150H211ZM213 149H214V148H213ZM213 149H212V150H213ZM55 150H56V149H55ZM157 150H159V149H157ZM98 151H100V149H99ZM214 151H215V149H214ZM214 151H213V155L215 156ZM211 152H212V151H211ZM215 152H216V151H215ZM116 153H117V155H118V154L121 153V152L119 151V153H118V152H116ZM116 153H115V156H114L115 158L117 157V156H116ZM55 154H56V152H55ZM51 155H53V154H51ZM143 155H144V154H143ZM211 155H212V153H211ZM92 156H93V155H92ZM112 156H113V155H112ZM112 156H111V158H112ZM114 157H113V158H114ZM168 157L170 158L169 155H168ZM171 157H172V156H171ZM69 158H70V157H69ZM90 158H91V157H90ZM115 158H114L113 160H115ZM137 158H138V156H137ZM140 158H142L141 155H140ZM144 158L146 159L145 156H144ZM160 158H161V157H160ZM166 158H167V157H166ZM116 159H118V157H117ZM145 159H143V160H145ZM161 159L164 160V161H166L165 158H164V159L161 158ZM161 159H159L160 161H159V160H154V162H153V161H152V162H153V163L156 162L157 164H159L157 161H159V162H164V161H162ZM228 159H229V158H228ZM228 159H227V160H228ZM27 160H29V159H27ZM27 160H26V161H27ZM113 160H111V161H113ZM139 160H140V159H139ZM170 160H172V159L170 158ZM194 160H195V159H194ZM197 160H198V159H197ZM31 161H32V160H30L29 163H31ZM86 161H87V160H86ZM93 161H94V160H93ZM103 161H104V160H103ZM105 161H106V160H105ZM107 161H108V160H107ZM111 161H110V164H111ZM118 161H119V160H118ZM118 161H116L115 164H117ZM167 161H168V158H167ZM177 161H178V160H177ZM177 161H176V162H177ZM181 161H182V160H181ZM181 161H179V162H181ZM183 161H185V160H183ZM229 161L231 162L230 159H229ZM34 162H35V161H34ZM68 162H69V161H68ZM75 162H76V161H75ZM96 162H97V161H96ZM96 162H95V163L92 162V163L96 164ZM134 162H135V161H134ZM142 162H143V161H142ZM152 162H150V163H152ZM176 162H175V164H176ZM198 162H199V161H198ZM223 162H224V161H223ZM26 163H27V162H26ZM29 163H27V164L29 165ZM40 163H41V162H40ZM51 163H52V162H51ZM99 163H101V162H98V166H99ZM131 163H132V162H131ZM156 163H155V164H156ZM183 163H184V162H183ZM186 163H187V162H186ZM196 163H197V162H196ZM31 164H32V163H31ZM33 164H34V163H33ZM35 164H36V163H35ZM105 164L108 165L109 163H105ZM110 164H109V165H110ZM120 164L123 165L121 162H120ZM126 164H129V163L127 162ZM132 164H133V163H132ZM132 164H131V165H132ZM134 164H135V163H134ZM157 164H156V165H157ZM160 164H161V163H160ZM163 164L166 165L165 163H163ZM167 164H168V163H167ZM171 164H173V163H171ZM181 164H182V163H181ZM188 164H189V162H188ZM191 164H192V167H195V166H193V163H191ZM191 164H189V165H191ZM194 164H195V162H194ZM203 164H204V163H202V166H203ZM224 164H226V163H224ZM18 165H19V164H18ZM41 165H42V167H43V165H47V164L41 163ZM48 165H49V163H48ZM51 165H52V164H51ZM51 165H50V167H51ZM88 165H91V163L89 162ZM100 165H101V164H100ZM117 165H119V164H117ZM124 165H125V164H124ZM150 165H151V164H150ZM156 165L153 164V166H156ZM182 165H183V164H182ZM184 165H185V163H184ZM186 165H187V164H186ZM221 165H223V164H221ZM14 166H15V165H14ZM32 166L34 167V165H31V166L29 165V166H27L28 168L30 167L31 171H30V169H29V171L31 172V174L33 173V171H32L33 167H32ZM35 166H36V165H35ZM39 166H40V165H39ZM53 166H54V165H53ZM91 166L93 167V165H91ZM91 166H90V167H91ZM94 166H95V168H94V167H93V168L96 169V166H97V165H94ZM98 166H97V168H98ZM104 166H105V165H103V166H101V167L103 168ZM125 166H127V165H125ZM128 166H129V165H128ZM132 166H133V165H132ZM153 166L151 165V169H150V170H147V172H145V171H146V169H145L144 172H145V173H149L148 171L152 172L153 169H155V168L152 169ZM168 166L171 167V168L169 167V169H170V171H171L172 166H171L170 164H169ZM168 166H167V167H168ZM199 166H200V165H199ZM202 166H200V167H202ZM223 166H224V165H223ZM225 166H229V165H225ZM24 167H25V166H24ZM31 167H32V168H31ZM44 167H45V166H44ZM46 167H48V166H46ZM90 167H89V168H90ZM110 167H111V165L109 166V168H110ZM117 167H118V166H117ZM119 167H121V166H119ZM122 167H124V166H122ZM122 167H121V168H122ZM157 167H158V166H157ZM161 167H162V165H161ZM161 167H160V168H161ZM165 167H166V166H165ZM178 167L180 168V166H178ZM189 167H190V166H189ZM203 167H204V166H203ZM205 167H206V166H205ZM209 167H210V166H209ZM231 167H232V164H231ZM21 168H22V167H21ZM135 168H136V167H135ZM162 168H164V167H162ZM173 168H174V167H173ZM181 168L185 169L186 167H185V168H184V167H181ZM181 168L179 169L180 172L182 171ZM218 168H219V167H218ZM226 168H227V167H226ZM232 168H233V167H232ZM239 168H240V167H239ZM23 169H24V168H23ZM41 169H42V168H41ZM41 169L39 168V169H37V171H38V172H39V171L41 172ZM99 169H100V168H99ZM99 169H98V171H97V169H96V171H94V172H96V173L98 172V173H99ZM111 169H112V168H111ZM116 169H118V168H116ZM116 169H114L115 174L119 172V169H118L117 172H116ZM139 169H140V171H141L142 168H139ZM158 169H159V168H158ZM158 169H157V171H158ZM165 169H166V168L163 169V172L165 171ZM194 169H195V171H196V167H195ZM194 169H192V171L195 173ZM220 169H221V171H223L224 168L221 166ZM220 169H219V171H220ZM229 169H230V171H232V169H231L230 167H229ZM240 169H241V168H240ZM240 169H239V171H240ZM103 170H105V169L103 168ZM172 170H173V169H172ZM13 171H14V169H13ZM21 171H22V169H21ZM42 171H43V173H44L45 171H47V169H46V168H45V169L43 168ZM86 171H87V168H85V172H86ZM88 171H89V169H88ZM88 171H87V173H86L85 176L88 175ZM92 171H93V169H92ZM109 171H110V170H109ZM123 171H125L124 168H123ZM135 171H138V169H135ZM157 171H156V172H157ZM161 171H162V169H161ZM170 171H169V172H170ZM179 171H178V169H177V172H179ZM207 171H208V169H207ZM226 171H227V169H226ZM226 171H225V169H224V173H225ZM230 171H229V172H230ZM239 171H238V168H237V173H235L236 175L234 176L235 178H234L233 176H230V175L233 174L235 171H234V172H230L231 174H230L229 176H230V177H233V178H232V182H233V180L235 179V181L233 182V183H234V186H233V187H237V188H238V187L242 186V184H243V186H244V185H246V183L248 184V183H250V182H256V184L258 185V184H259L258 182L261 180L260 178H263V179H264V176H263V177L260 176V178H259L258 175H256V176H258V177H255V176H254V178H252L253 175H251V174H253V173H250V172H248L247 174L249 175V173H250V175H251L252 177L250 176V178H248V177H249V176H248V177L246 178V177H244V174H243V173H240ZM241 171H242V169H241ZM26 172H28L27 169H26ZM34 172H35V171H34ZM40 172H39V173H40ZM85 172H84V174H85ZM90 172H91V169H90ZM121 172H122V171H121ZM121 172H120L121 175L124 174V172H123V173H121ZM125 172H126V171H125ZM128 172H129V169H128ZM130 172H131V171H130ZM141 172H142V171H141ZM141 172H140V173H141ZM156 172H154V174H155ZM163 172H162V175H163ZM166 172H167V171H165L164 173H166ZM193 172H192V174H193ZM202 172H203V171H202ZM204 172H205V171H204ZM212 172H213V171H212ZM229 172H228V173H229ZM246 172H247V169H246ZM14 173H15V172H14ZM20 173H21V172H20ZM24 173H25V172H24ZM24 173H23V174H24ZM28 173H29V172H28ZM28 173H25V174L28 175ZM39 173H38V174H39ZM41 173H42V172H41ZM43 173H42V174H43ZM45 173H46V172H45ZM47 173H48V171H47ZM52 173H53V168H52ZM108 173H109V172H108ZM110 173H112V172L110 171ZM137 173H139V171H138ZM142 173H143V172H142ZM142 173H141V174H142ZM145 173H144V174H145ZM158 173H159V172H158ZM158 173H156L157 175L155 174L157 177H159V176H158ZM171 173H172V172H171ZM173 173H174V172H173ZM196 173H197V175H196ZM196 173H195L194 175L198 176L199 173H198L197 171H196ZM206 173H207V172H206ZM209 173H210V174H209ZM222 173H223V172H222ZM222 173H221V174H222ZM228 173H226V174L228 175ZM23 174H21V175L18 176V173H17L16 176H17V177H20V176L23 177ZM25 174H24V176H26ZM33 174L35 175V173H33ZM33 174H32V176L30 175V177H31L30 179H32ZM38 174H37V175H38ZM48 174H50V173H48ZM48 174H47V175H48ZM72 174H73L72 177H73V176L75 177V175H77V174L74 175V173H72ZM118 174H119V173H118ZM118 174H117V175H118ZM131 174H133V172H132ZM131 174L128 173V174H125V176H126V175H131ZM134 174L136 175V173H134ZM141 174H140V175H141ZM144 174H142L143 176H141V177H144V176L147 175V174H146V175H144ZM160 174H161V172H160ZM167 174H168V172H167ZM179 174H181V173H179ZM192 174H190L189 176L191 177ZM203 174H204V173H203ZM213 174H215L214 177H219V176H220V174H218V175L216 176V174H217L216 172H214ZM213 174H212L211 172H208V177H209V175L211 176V175H213ZM255 174H256V173H255ZM263 174H264V173H263ZM45 175H46V174H45ZM51 175H52V174H51ZM53 175H54V173H53ZM53 175H52V178H53ZM56 175H57V174H55V177H57ZM58 175H61V174H58ZM78 175H79V177H80V174H78ZM82 175H83V174H82ZM111 175L113 176V174H110V176H111ZM152 175H153V173H152ZM152 175H149V174H148V176H152ZM155 175H154V176H155ZM169 175H170V174H169ZM177 175H178V174H177ZM177 175H175V176H177ZM194 175H193V176H194ZM259 175H262V173L259 174ZM16 176L13 175L12 177H14V178L17 179ZM28 176H29V175H28ZM48 176H49V175H48ZM61 176H62V175H61ZM67 176H68V175H67ZM85 176H84V177H85ZM88 176H89V175H88ZM90 176H91V175H90ZM95 176H96V175H95ZM106 176H108V174L105 175V177H106ZM110 176L107 177V178H108V179L111 178ZM114 176H116V175H114ZM114 176H113V177H114ZM122 176H123V175H122ZM122 176H121V178H122ZM138 176H139V175H138ZM148 176H147V177H148ZM170 176H171V175H170ZM170 176H168V177H170ZM196 176H195V177H196ZM205 176H206V174H205ZM221 176H222V175H221ZM223 176H224V175H223ZM12 177H11L10 179H12ZM21 177H20V178H21ZM26 177H27V176H26ZM26 177H24V178H26ZM34 177H36V175H35ZM44 177H46V176H44ZM65 177H66V176H65ZM74 177H73V178H74ZM92 177H93V176H92ZM105 177H104V178H105ZM118 177H120V175H119ZM127 177H128V176H127ZM132 177H134V176H132ZM136 177H137V175L135 176V178H136ZM141 177H140V178H141ZM147 177H145V178H147ZM157 177H156V178H157ZM168 177H167V178H168ZM172 177H173V176H172ZM177 177H178V176H177ZM177 177H173V178L176 179ZM214 177H212V179H213ZM230 177H229V178H230ZM20 178H19L18 180H21V181H22V179H20ZM24 178H23V181H26V180H24ZM37 178H39V177H37ZM59 178H60L59 181H58V178H57V179H56V178H55V179L53 178V179H54L55 181H57V182L60 183V182H61V179H62L63 177H59ZM85 178H86V177H85ZM107 178H105L104 180H106ZM114 178H116V177H114ZM123 178H124V177H123ZM128 178H131V176L128 177ZM135 178H133V179H135ZM149 178H150V177H149ZM152 178H154V177L152 176ZM160 178H161V176L159 177V179H160ZM165 178H166V176H165ZM191 178H192V177H191ZM191 178H189V180H190ZM199 178H200V177H199ZM204 178L206 179L207 176L204 177ZM204 178L201 177L202 180H205ZM209 178L211 179V177H209ZM209 178H207V180H208ZM27 179H28V178H27ZM30 179H29V180H30ZM34 179H35V178H33V180H34ZM65 179H68V178H65ZM69 179H70V177H69ZM69 179L66 180V182L69 181ZM71 179H72V178H71ZM74 179H76V178H74ZM74 179H73V180H74ZM82 179H83V177H82ZM86 179H87V178H86ZM99 179H100V178H99ZM99 179H98V180H99ZM108 179L106 180V183L108 182ZM111 179H112V178H111ZM147 179H148V178H147ZM161 179H162V178H161ZM161 179H160V180H161ZM163 179H164V177H163ZM175 179H174V180L172 179V180L175 181ZM184 179H185V178H184ZM184 179H183V181H185ZM186 179H187V177H186ZM193 179H194V178H193ZM196 179H197V177H196ZM215 179H216V178H215ZM215 179H213V183H214V181H215V182L218 181V184H219V185H222V184H220L219 181H221L222 179H224V177H222V179L220 178L221 180H219V178H218V180H217V179L215 180ZM225 179L228 180V177L225 178ZM263 179H262V180H263ZM33 180H30V181H33ZM36 180L38 181L39 179H35V181H33V183L36 182ZM41 180H42V178H41L39 181H41ZM46 180H48V179L45 178V180L43 179L42 181L47 182ZM104 180H103V181H104ZM129 180H131V179H129ZM136 180H137V181L134 180V182H138V181L140 182V180L138 179V177L136 178ZM141 180H142V178H141ZM143 180L145 181V179H143ZM151 180H153V179H151ZM154 180L157 181L156 179H154ZM164 180H165V179H164ZM167 180H168V179H167ZM170 180H171V179H170ZM230 180H231V179L228 180V183L230 182ZM9 181H10V180H9ZM15 181H17V180H15ZM21 181H20V182H21ZM30 181H29V182H30ZM42 181H41V183L43 184ZM48 181H49V180H48ZM52 181H53V180H52ZM64 181H65V180H62L61 183H63ZM83 181H87V180L84 179ZM91 181H93V182H97V180L94 181V179L91 180ZM101 181H102V180H101ZM103 181H102V182H103ZM131 181H132V180H131ZM155 181H154V183H153V184H155L154 187L157 186V184L155 183ZM165 181H166V180H165ZM176 181H177V180H176ZM176 181L174 182V184H176ZM181 181H182V179H181ZM194 181H195V180H194ZM224 181H225V180H224ZM18 182H19V181H18ZM29 182H28V183H29ZM66 182H65V184H66ZM69 182H70V181H69ZM98 182L100 183V186H101V187L104 186L103 184H102L103 186L101 185V182H100V181H98ZM146 182H147V181H146ZM146 182H143V184L146 183ZM159 182H161V181H159ZM168 182H169V181H168ZM187 182H188V181H187ZM190 182H192V180H191ZM190 182H189V183H190ZM195 182H199V183H201V180H197V181H195ZM205 182H206V180H205ZM205 182H203V183H205ZM208 182H211V181L208 180ZM208 182H206V183H208ZM2 183H3V182H2ZM7 183H9V182H7ZM33 183L30 182L29 185L32 186V187H34L35 183H34V185H33ZM49 183H50V182H49ZM49 183H48V184L45 183V184L48 186ZM59 183H58V184H59ZM61 183H60V184H61ZM70 183H72V182H70ZM91 183H92V182H91ZM104 183H105V181H104ZM129 183H130V182H129ZM129 183H128V184H129ZM132 183H133V181L131 182V184H132ZM148 183H149V182H148ZM151 183H152V182H151ZM163 183H165V182L163 181ZM166 183H167V182H166ZM180 183L183 184L182 186H184V184H185V183H183V182H180ZM189 183H188V184H189ZM192 183H193V182H192ZM192 183H190L189 186L192 185ZM216 183H217V182H216ZM221 183H224V182L222 181ZM228 183H227V184H228ZM244 183H245V184H244ZM5 184H6V182H5ZM20 184H22V183H20ZM37 184H38V182H37ZM56 184H57V183H56ZM58 184H57V186L60 187L61 185H58ZM131 184H129V185H127V186L129 187ZM136 184L138 185V183H136ZM136 184H135V186H136ZM141 184H142V183H141ZM158 184H159V183H158ZM161 184H162V183H161ZM161 184H160V187H158L159 189H161ZM169 184H170V183H169ZM169 184H167V185H169ZM177 184H178V183H177ZM188 184H185V185L188 186ZM210 184H212V183H210ZM225 184H226V183H225ZM225 184H224L223 186H225ZM251 184H252V183H251ZM256 184H255V185H256ZM263 184H264V183H263ZM11 185H12V182H11ZM16 185H17V184H16ZM27 185H28V184H27ZM40 185H41V184H40ZM46 185H45V186H46ZM50 185H51V184H50ZM52 185H53V183H52ZM54 185H55V184H54ZM54 185H53V187H52L53 189H54ZM94 185L97 186V183H94ZM145 185H147V184H145ZM165 185H166V184H165ZM167 185H166V187H167ZM171 185H172V184H171ZM171 185H169V186H171ZM178 185H179V184H178ZM195 185H196V186H195V188H196V187L198 186V184H195ZM200 185L204 186L205 184H204V185H203V184H200ZM200 185L198 186V188L200 187ZM207 185H209V183L206 184L205 186H207ZM212 185H213V184H212ZM215 185H216V184H215ZM252 185H253V184H252ZM257 185H256V187H255V186H254V187L257 188ZM2 186H3V188H4V186H6V185H2ZM13 186H15V185H14V181H13ZM13 186H12V187H13ZM20 186H21V185H20ZM35 186H36V185H35ZM43 186H44V184H43ZM45 186H44V187H45ZM71 186H72V185H71ZM92 186H93V185H92ZM95 186H94V187H95ZM98 186H99V184H98ZM127 186H126V187H127ZM140 186H141V185H140ZM142 186H143V185H142ZM169 186H168V187H169ZM175 186H176V185H175ZM179 186H181V185H179ZM182 186H181V187H182ZM186 186H185V187H186ZM189 186H188V187H189ZM192 186H193V185H192ZM192 186H190L191 188L189 187L190 190H192V188L195 189V188L192 187ZM202 186H201V187H202ZM205 186H204V187H205ZM247 186H249V185H247ZM260 186L263 187L264 185H260ZM15 187H16V186H15ZM15 187H13V188L15 189ZM24 187H26V185H25ZM94 187H93V188H94ZM126 187H125V188H126ZM131 187H132V186H131ZM131 187H130V188H131ZM137 187H139V185H138ZM137 187H135V188L138 189ZM147 187H148V186H147ZM173 187H174V186H173ZM185 187H184V188H185ZM201 187H200V188H201ZM211 187H212V189H210ZM213 187H218V188H219V186H210V187H209V190H212V191L215 190V191H216L217 189L214 188V190H213ZM220 187H221V186H220ZM6 188H7V186H6ZM10 188H11V186L9 187V189H10ZM35 188H36V187H35ZM39 188H40V187H39ZM47 188H49V187H47ZM47 188H45V189H47ZM55 188H57V187H55ZM65 188H67V187H65ZM65 188H64V189H65ZM97 188H98V187H95V188H94V189H96V191L93 189L94 192H96V193H97V192H100V190L97 191ZM122 188H123V187H122ZM141 188H142V187H141ZM148 188H150V187H148ZM163 188L165 189V193H166V190H167V189H166L164 186H163ZM170 188H172V186H171ZM174 188H175V187H174ZM184 188H183V189H184ZM200 188H199L198 190H201V189H202V188H201V189H200ZM205 188H206V187H205ZM221 188H223V187H221ZM251 188H252V187H251ZM1 189H2V188H1ZM14 189H13V190H14ZM18 189H19V188L15 189L16 192H17ZM22 189H24V188H23V185H22V188H21L20 190L22 191ZM26 189H27V188H26ZM26 189H25V191H24V190H23V191L26 192V191H27ZM37 189H38V185H37ZM41 189H43V187H42ZM67 189H68V188H67ZM69 189H70V187H69ZM74 189L76 190V188H74ZM89 189H90V187H89ZM89 189H88V191H86V189H85V193H86V192L88 193V192H89ZM100 189H101V188H100ZM128 189H129V188H128ZM143 189H144V186H143ZM143 189H142V190H143ZM145 189H146V187H145ZM145 189H144V190H145ZM176 189L178 190V193H177V192H176V193L179 194V193H180V190H179L178 188H176ZM180 189H181V188H180ZM186 189H187V188H186ZM203 189H204V188H203ZM203 189H202V190H203ZM219 189H220V188H219ZM219 189H218V190H219ZM223 189H224V188H223ZM223 189H222V190H223ZM3 190H5V188H4ZM10 190H11V189H10ZM13 190H11V191H12V195H13V192L15 191V190H14V191H13ZM30 190H31V189H30ZM32 190H33V189H32ZM39 190H40V189H39ZM49 190H50V189H47L48 192H49ZM51 190H52V189H51ZM51 190H50V192H51ZM54 190L56 191L57 189H54ZM59 190H60V189H59ZM59 190H58V192H59ZM65 190H66V189H65ZM65 190L62 189V192L65 191ZM71 190H72V189H71ZM71 190H69V191L72 193L73 190H72V191H71ZM103 190H104V189H102V191H103ZM124 190H125V189H124ZM139 190L141 191L140 188H139ZM147 190H148V189H147ZM153 190H154V189H153ZM155 190H156V189H155ZM174 190H175V189H174ZM184 190H185V189H184ZM188 190H189V189H188ZM190 190H189V191H190ZM198 190H196V192H198ZM207 190H208V189L202 191L201 193L204 192L203 194H205V193L208 192ZM253 190H254V189H253ZM11 191H10V192H11ZM18 191H19V190H18ZM36 191H37V190H36ZM47 191L45 192L46 194H47ZM55 191H53V192H55ZM82 191L84 192V190H82ZM82 191L80 190V193H79V194H83ZM90 191H92V190H90ZM135 191H136V190H133V192H135ZM137 191H138V190H137ZM140 191H138V193H139ZM161 191L163 192V190H161ZM168 191H169V190H168ZM172 191H173V190H172ZM181 191H182V189H181ZM206 191H207V192H206ZM220 191H221V190H220ZM224 191H225V190H224ZM2 192H4V191H2ZM10 192H9V193H10ZM19 192H20V191H19ZM50 192H49V193H50ZM58 192L56 191L55 193H53V194H54V197H55V194H57ZM62 192H60V193H62ZM104 192H105V191H104ZM108 192H109V191H108ZM108 192H107V194H111V193H110L111 191H110L109 193H108ZM113 192H114V191L112 190V194H113ZM120 192H121V191H120ZM124 192H125V191H124ZM128 192L131 193L132 191H131V192L128 191ZM133 192H132V193H133ZM141 192H142V191H141ZM141 192H140V193H141ZM150 192H151V190H150ZM152 192H153V191H152ZM157 192H158V189H157ZM162 192H161V193H162ZM182 192H185V191H182ZM186 192H187V191H186ZM186 192H185V193H186ZM190 192H191V194H192V191H190ZM190 192H189V193H190ZM194 192H195V191H194ZM196 192L194 193V194H196V197H195L194 199L198 200V202H201L202 200L204 201V200L207 199V198L205 197V195H206V194H205L204 196L201 195V196L203 197V199L200 198L201 200L199 201V199H197V196L200 197V194H201V193H200V191H199V192H198V195H197ZM209 192H211V191H209ZM238 192H239V191H238ZM253 192H254V191H253ZM43 193H44V192H43ZM49 193H48V194H49ZM73 193H74V192H73ZM73 193H72V194H73ZM76 193H77V192H76ZM85 193H84V195H85ZM91 193H92V192H91ZM96 193L94 194V196H96L97 194H100V193L103 194V192H100V193H97V194H96ZM138 193L136 192L135 194H138ZM140 193H139L138 195H140ZM143 193L146 194V193H149V192L146 191V192H143ZM143 193H141V194L144 195ZM158 193H159V192H158ZM161 193H159V196H160ZM165 193H164V194H165ZM185 193H184V194H185ZM199 193H200V194H199ZM218 193H220V192L218 191ZM223 193L226 194L225 192L222 191L221 194H223ZM229 193H230V192H229ZM236 193H237V192H235V194H236ZM6 194H7V193H6ZM21 194H23V193H21ZM24 194H25V193H24ZM24 194H23L22 196H24ZM27 194H28V192H27ZM32 194H34V193H32ZM41 194H42V193H41ZM46 194H44V195H46ZM53 194H52V195H53ZM58 194H59V193H58ZM62 194H63V193H62ZM77 194H78V193H77ZM77 194L74 193V195H77ZM118 194H120V193L118 192ZM122 194H123V193H122ZM125 194H126V193H124V196L122 195V198H125V200H127V198H129V197H127V195H125ZM127 194H128V193H127ZM151 194H154V193H151ZM164 194H163V195L161 194V195H162L161 197H163V196H167V194H168V196H169V194H171V193L169 192V193H167L166 195H164ZM173 194H174V191H173ZM181 194H182V195H179V196H180V197L182 196V199H183V196H185V195H183V193H181ZM212 194H214V192H213V193L211 192V195L209 194L210 197L212 196ZM231 194H233V193L231 192ZM231 194H230V195H231ZM235 194H233L232 197H234ZM248 194H249V192H248ZM255 194H256V193H255ZM9 195H11V194H9ZM28 195H29V197H30L31 194H28ZM28 195H27V197H28ZM34 195H35V194H34ZM36 195H37V194H36ZM50 195H51V194H50ZM64 195H65V192H64ZM87 195H89V194H87ZM87 195H86V196H87ZM90 195H91V194H90ZM105 195H106V193H105ZM128 195H131V194H128ZM142 195H141V196H142ZM156 195L158 196L157 193H156ZM175 195H176V194H175ZM188 195H190V194H188ZM227 195H228V193H227ZM240 195H241V193H240ZM242 195H243V194H242ZM250 195H251L252 197H253V195H254V194H253V195L251 194V190H250ZM17 196H18V195H17ZM20 196H21V195H20ZM22 196H21V197H22ZM25 196H26V194H25ZM31 196H33V195H31ZM40 196H41V195H40ZM56 196H57V195H56ZM81 196H82V195H81ZM100 196H101V195H100ZM100 196H99V197H100ZM134 196H135V195L133 194V197H134ZM144 196H145V195H144ZM144 196H142V197H144ZM146 196H147V195H146ZM146 196H145V197H146ZM152 196H153V195H151V197H152ZM154 196H155V194H154ZM172 196H174V195H172ZM177 196H178V195H177ZM179 196L177 197L178 199H180ZM186 196H187V195H186ZM213 196H214V195H213ZM222 196L225 197L224 195H222ZM222 196H221V197L218 196V197H216V198H217V199H218V198H221V200H222V199H223ZM228 196H229V195H228ZM228 196H227V198H228ZM5 197L9 198L10 196H6V195H5ZM14 197H15V196H14ZM29 197H28V198H29ZM33 197H34V196H33ZM54 197H53V198H54ZM58 197H60V196H58ZM58 197H57V198H58ZM78 197H80V195H78ZM88 197H89V196H88ZM97 197H98V195L96 196V199H98V204H99V202H100L99 200H101V199H104L103 201H105V202H106L108 199H110V197H108V196H107V197H103V198H102V196H101V198H99V197L97 198ZM111 197H113V195H112ZM126 197H127V198H126ZM151 197H149V198L151 199ZM204 197H205V198H204ZM207 197H208V196H207ZM229 197H230V200H231V201H229V203H230V202H232V199H233V198H232L231 196H229ZM235 197H236V196H235ZM244 197H245V195H244ZM252 197H251V198H252ZM25 198H26V197H25ZM28 198H27V199H28ZM35 198H36V196H35ZM35 198H32V197H31L30 200H31V201L33 200V201H34ZM40 198H41V197H40ZM48 198H49V197H48ZM57 198H56V199H57ZM65 198H66V197H65ZM65 198H64V199H65ZM67 198H68V197H67ZM70 198L73 199V197H70ZM85 198H87V197H85ZM92 198H93V197H92ZM94 198H95V197H94ZM105 198H106L107 200H106ZM147 198H148V196L146 197V199H147ZM153 198H155V197H153ZM153 198H152V199H153ZM172 198H173V197H172ZM177 198L175 197V199H177ZM187 198H188V197H187ZM190 198H191V197H190ZM192 198H193V196H192ZM212 198H213V197H212ZM227 198H226V201L229 199V198H228V199H227ZM231 198H232V199H231ZM245 198H246V197H245ZM249 198H250V196H249ZM251 198H250V200H251ZM11 199H14V198H11ZM11 199H10V200H11ZM20 199H23V201L20 200L21 203H22V202H25V201H24V198H20ZM37 199H39V198H37ZM44 199H45V200H44V202H42V204L46 203V202H45L46 200L48 201L47 203H49V201H51V200L46 199V198H44ZM50 199H51V198H50ZM59 199H60V198H59ZM81 199H82V198L80 197L79 200H81ZM115 199H116V197H115ZM115 199L112 200V198H111L112 203L115 202V201H114ZM117 199H119V196L117 197ZM129 199H131V198H129ZM150 199H149V200H150ZM155 199H156V198H155ZM157 199H158V198H157ZM159 199H160V198H159ZM162 199H163V198H162ZM165 199H170V198H165ZM182 199H180V201H181ZM210 199H211V198H210ZM238 199H239V198H238V196H237V202H238ZM247 199H248V197H247ZM256 199H257V198H256ZM1 200H2V199H1ZM10 200H7V201H10ZM18 200H19V198L16 200L17 202H15V201L13 202V205L16 203V204H15V206H16L17 203L19 202ZM28 200H29V199H28ZM28 200H27V201H28ZM30 200H29V201H30ZM54 200H55V199H54ZM68 200H69V199H68ZM70 200H71V199H70ZM70 200H69V201H70ZM79 200L77 199L76 201L79 202ZM82 200H84V198H83ZM82 200H81V201H82ZM90 200H92V199L90 198ZM142 200H143V199H142ZM142 200H139V201H141V202H145V200H143V201H142ZM160 200H161V199H160ZM183 200H184V199H183ZM183 200H182V203L185 201V200H184V201H183ZM223 200H224V199H223ZM240 200H241V199H240ZM11 201H13V200H11ZM11 201H10V203H12ZM39 201H41V199L38 200V203H39ZM42 201H43V199H42ZM61 201H62V200H61ZM63 201H64V200H63ZM65 201H67V199H66ZM69 201H68V202H69ZM92 201H93V200H92ZM92 201H91V202H92ZM108 201H110V200H108ZM116 201H117V200H116ZM120 201H121V200H119V202H120ZM129 201H130V200H129ZM132 201L134 202V198H133ZM136 201H137V203L139 202L138 200H136ZM163 201H165V200L163 199ZM163 201H162V203H163ZM169 201H170V200H169ZM206 201H208V200H206ZM211 201H213V199H212ZM211 201L209 200L208 203H209V202L211 203ZM218 201L220 202V200H218ZM224 201H225V200H224ZM235 201H236V200H235ZM242 201H243V200H242ZM242 201H240V202H242ZM244 201H245V200H244ZM251 201H252V200H251ZM253 201H254V200H253ZM257 201H258V200H257ZM3 202H4V203L0 202V214H1V217H0V218H1V220H2V219H6V222H7V223H4L5 221L3 220V221H4V222H3L4 224H3V225L0 224V264H2V263H3V264H41V263H44L45 261L47 262L46 264H87V263H84V262H86V261L89 260L90 258H93V257H91L92 255L90 256V254H93L92 251H94L95 249H97V248H95V247H97V245H100L99 243H100V241H101L102 239H105V238L108 237V236L105 237V236L107 235V234H105L106 232H105V233H102V232L100 231L99 233H95V231H96L97 228H99V227H97V228L94 227L96 230L93 228V230H92L91 233L88 232L90 235H89V234H86L87 236H89L88 243H84V242L81 243V240H80V242L77 241V240L79 239L80 236H78V234H76L75 236H77L78 239L76 238L77 240H76V239H75V240L78 242V244H77L75 241L71 240V241H73V243L75 242L77 245H76V244L72 245L73 243H71V244H70V245H71L70 247H69V246H66V247H65V246L62 245L61 242H62L64 239H66V238H68V240H69L70 238H69V237H66V236H70V235H66V236H65L66 238H64L63 240H61V239H62V235H61V234H54V235H61V236H58V237L61 238V239H60L61 241H60V242L56 241L57 244H61V245H62V246L60 245V246H61V249H60L61 252H60L59 255H58L59 252L56 253V254H55V253H54V254H52V253L47 254V252L49 253V252L52 251L51 248L53 249V247H51L50 249H48L49 251H47V249H43V251L46 250V254H47V255H46V254H45V251H44V253H43L41 250H42V248H43L44 246H49V245H50V244L47 245L48 243L46 244V243L44 242L45 239H46L47 237L44 239V241H43L44 243H43V242H38V243L36 242V243H35L34 241L31 240V239H33V238L30 237V236L28 237V239H26V238H25V239L21 238V237H27V234H25V232L27 233L28 231H30V230H28V229H31V228H26V226H27V225H26V226H25L26 231H24V230H25V229L23 228L24 226L22 225V226H23V227H22V226L20 225L21 222H22V220H23V223H24V219H25V218H24V219L22 218V214H21V216H20V214H19V213H21V212L23 211V210H22L21 212H19V210H20V209H23V207H19L20 209L18 208V212H19V213H18L16 209H17V207H18L19 205H17V207H14V206L12 205V206L15 208L14 210H16L17 214H19V216H20V217H19L18 215H15L16 213H15V214H12V212L8 211V209L11 210V208H12V207L10 206L9 202H5V201H3ZM35 202L37 203V200H36ZM59 202H60V200H59ZM59 202H57V203H59ZM71 202H72V201H71ZM78 202H75L74 204H76V203H78ZM83 202H84V201H83ZM83 202H82V204H83ZM87 202H88V201H87ZM95 202H96V205L98 206L97 201H95ZM133 202H131V205H132ZM146 202H147V201H146ZM150 202H151V201H150ZM150 202H149L148 204H150ZM152 202H155V201H152ZM152 202H151V203H152ZM172 202H174V200H173ZM172 202H171L170 204H172ZM177 202H178V200H177ZM185 202H186V201H185ZM187 202H188V200H187ZM195 202L197 203V201H195ZM204 202H205V201H204ZM204 202H203V203L201 202L202 205H204ZM222 202H223V201H222ZM227 202H228V201H227ZM240 202H238V203H240ZM28 203H29V202H26V204H28ZM38 203H37V204H38ZM47 203H46V204H47ZM51 203L53 204V202H51ZM66 203H67V202H66ZM88 203H89V202H88ZM107 203H110V202H106V203H105L106 205H108V206H106V207H110V208H112V209H113L114 207H115V209L117 208L115 204H112L113 207H111V206H112L111 203H110L111 206H109V204H107ZM116 203H117V202H116ZM135 203H136V202H135ZM135 203H134V205H135ZM160 203H161V202H160ZM162 203H161V204H162ZM167 203H169V202H167ZM196 203H195V205H193L194 207L197 206ZM201 203H199V205H200V209H201L200 214L202 213ZM205 203H206V202H205ZM208 203H206V204L209 205ZM214 203H217V200L214 199ZM220 203H221V202H220ZM223 203H225V202H223ZM229 203H227V205H229ZM18 204H20V202H19ZM22 204H24V203H22ZM22 204H21V205H22ZM42 204H41V205H42ZM59 204H60V203H59ZM61 204H62V203H61ZM63 204H65V203H63ZM68 204H69V205H70V204L72 205V203H70V202H69ZM80 204H81V203H80ZM86 204H87V203H86ZM100 204H102V200H101ZM103 204H104V202H103ZM122 204H124V203H122ZM128 204H129V205H127V206H130V203H128ZM141 204H142V203H140V205H141ZM143 204H144V203H143ZM143 204H142V205H143ZM148 204H147V205H148ZM152 204H154V203H152ZM152 204H150V205L152 206ZM155 204H157V203L155 202ZM161 204L158 203L159 206H161ZM179 204H180V203H179ZM188 204H189V203H188ZM211 204H212V203H211ZM217 204H219V203H217ZM225 204H226V203H225ZM235 204H236V202H235ZM244 204H245V207H246V205H248V204H246V203H244ZM244 204H243V205H244ZM254 204H256V202H255ZM260 204L263 205V203H260ZM30 205H31V204H30ZM38 205H39V204H38ZM41 205H39V207H42ZM49 205H50V203L47 204L46 207H48ZM71 205H70V206H71ZM76 205H77V204H76ZM76 205H75V207L77 208ZM78 205H79V204H78ZM83 205H84V204H83ZM94 205H95V204H94ZM94 205H93V202H92V205H90V206L88 205V209L85 208V210H88V211H87V214H89L90 217H92L94 214H95L96 216H98L97 219L101 217V218H100V221L98 220V222H101V223H102V221H101V220H102V216H101V215H103V214H101V213L104 212V214H105L106 207H105V210L103 211V208H104L103 206H104V205H103V206L99 205V206H101V208L103 207L102 209H101L99 206L97 207V206H94ZM114 205H115V206H114ZM137 205H139V203H138ZM140 205H139V206H140ZM150 205H149V206H150ZM162 205H163V204H162ZM164 205H165V206H164ZM164 205H163V207H165L164 209H161V208H162V207H161V208H159V209H161V210L158 209V211H156V210H155V211H156L157 213H158V212L161 213L162 210H164V212H165V211H166L165 209H168V208H166V204H164ZM180 205L183 206L184 203H183V204H180ZM180 205H178V204H176V203H173V204L171 205V208L168 209V210H171V209H172L171 211H173V209H174V211H175V213H176V216H177V214H178L177 211L180 212V209H182V208L177 209L178 206H180ZM185 205H186V204H185ZM190 205H191V204H189V205H187V206H189V207L191 208ZM199 205H198V206H199ZM207 205H204L203 208H205ZM212 205H213V204H212ZM220 205H222V204H220ZM220 205H219L220 208H217L218 210L221 209L220 211H222V209H223L225 206H227V205H225V206L223 207V206H220ZM241 205H242V204H241ZM258 205H259V204H258ZM23 206H24V205H23ZM43 206H44V205H43ZM55 206H56V205H55ZM55 206H54V205H53L52 207L49 206L50 208H48V210H47L46 207H44V208L46 209V210H44V212L47 211V212H45V213H48V217H49V215H50V216H51V215H52V216H56V217H58V218L68 216L67 218H65L66 221H63V222H65V225H67V226H72V224H75V225H76V223L73 222V221H75L76 219H74V216L72 217V215H71L72 213H70V212H72V211L69 212L70 209L73 210V207H74V206H73L72 208H70V207H68V205H67V207L70 208V209L62 208V207H63L62 205L60 206L61 208H60L59 206H56V207H55ZM119 206H120V204H119ZM124 206H125V205H123V206L121 205L120 207L122 208V207H124ZM139 206H138L137 209H140L141 206H140V207H139ZM145 206H146V205H145ZM145 206H144V207L142 206V207L145 208V209H143V208L141 207V209H143L144 212H143V211H142V212L140 211V212L138 213V211H137V212L135 211V212L137 213V215H139L140 213L143 214V213L146 212L145 210H146V208H147L148 206H146V207H145ZM153 206H155V205H153ZM153 206H152V208H150V207L147 208L148 211L152 212V209L154 208ZM168 206H170V205L167 204V207H168ZM193 206H192L191 209L194 208ZM198 206L195 207V209H194L195 211L192 210V212H190V210H189V213H191L192 217H194V216H193V212L195 213V212L197 211L196 208H198ZM210 206H211V205H210ZM210 206H208V207H210ZM214 206H215V205H214ZM229 206H230V205H229ZM234 206H236V205H234ZM234 206H233L232 208H234ZM238 206L240 207V204L237 205L235 208H238ZM249 206H251V204H250ZM10 207H11V208H10ZM25 207H26V206H25ZM34 207H35V205H34ZM39 207H38V208H39ZM78 207H79V206H78ZM136 207H137V206H135V208H136ZM221 207H223V208H221ZM243 207H244V206H242V208H243ZM245 207H244V208H245ZM251 207H252L253 209H255L253 206H251ZM251 207H250V209H251ZM255 207H257V206H255ZM263 207H264V206H263ZM7 208H8V209H7ZM32 208H33V207H32ZM32 208H31V209H32ZM35 208H37V207H35ZM38 208H37V209H38ZM118 208H119V207H118ZM128 208H129V207H127V208L125 207V209H128ZM156 208H158V206H155L154 209H156ZM183 208H184V207H183ZM190 208H189V209H190ZM206 208H207V207H206ZM206 208H205V209H206ZM227 208H229V207L227 206ZM235 208H234V209H235ZM244 208H243V209H244ZM248 208H249V207H248ZM258 208L260 209V208H262V206H261V207L258 206ZM31 209H30L29 213H28V214H25V215H28V216H29L30 213H32V212L35 211V215H34V216H37V215H36V212H38V210H40V212H41V209H43V208H39L38 210H34V208H33V211H32ZM79 209H81V208H79ZM108 209H109V208H108ZM112 209H111V210H112ZM115 209H114V212L117 211V210H119V212L117 211V212H116L117 214H115L114 216H115V217H116V216L119 217V216L121 215V217H122V216L125 217V221H126V218H128V217H126V215H127V214L129 215V214H130L129 212L131 211V209H130V208L128 209V211H129L128 213L125 212V209H124V208H122V210H124L123 213L121 212L122 210L120 211V209H116V210H115ZM141 209H140V210H141ZM149 209H150V210H149ZM154 209H153V213L155 212ZM175 209H176V210H175ZM198 209H199V208H198ZM213 209H214V207H213ZM213 209H212V210H213ZM215 209H216V208H215ZM215 209H214V210H215ZM217 209H216V210H217ZM234 209H231V210H234ZM245 209H246L245 212H248V211H247V208H245ZM253 209H252V210H253ZM77 210H78V209H77ZM77 210H76V211H77ZM100 210H101V211H100ZM109 210H110V209H109ZM135 210H136V209H135ZM184 210H185V208H184ZM184 210H183V212H181V213H184V212H185ZM206 210H207V209H206ZM206 210H205V211H206ZM208 210H210V209H208ZM212 210H211V211H212ZM218 210H217V211H218ZM224 210H225V211H224ZM224 210H223L224 213H225V212L227 213V210H226V209H224ZM228 210H229V209H228ZM235 210H236V209H235ZM239 210H240V209H239ZM248 210H249V209H248ZM263 210H264V209L262 208V212H263ZM11 211H13V210H11ZM26 211H28V210L26 209ZM76 211H75V212H76ZM78 211H79V210H78ZM80 211H81V210H80ZM133 211H134V210H132V212H133ZM171 211H169V212H171ZM174 211H173V212H174ZM181 211H182V210H181ZM199 211H200V210H199ZM229 211H230V210H229ZM242 211H243V210H242ZM250 211H251V210H250ZM250 211H249L250 214L248 213V215L255 214V212H256V211H254V210H253L252 212H250ZM257 211H258V210H257ZM9 212L11 213V215H8ZM23 212H24V211H23ZM40 212H38V215H39ZM44 212H43V213H44ZM107 212H108V210H107ZM107 212H106V214H105L106 217H108V216H107ZM110 212H111V211H110ZM120 212H121V213H120ZM132 212H131V213H132ZM150 212H148V214L145 213L146 216L148 215L147 218H150V217H149V213H150ZM156 212H155L154 214L157 215ZM164 212H163V213H164ZM167 212H168V211H167ZM186 212H187V211H186ZM203 212H204V211H203ZM231 212H234V211H231ZM259 212L261 213L260 210H259ZM259 212H257V213H259ZM13 213H14V211H13ZM43 213H42V214H43ZM79 213H81V212H79ZM112 213H113V212H112ZM112 213H111V214H112ZM118 213H119L120 215H119ZM124 213H125V214H124ZM165 213H166V212H165ZM189 213L187 212V214H189ZM196 213H197V212H196ZM224 213H223V214H224ZM226 213H225V214H226ZM40 214H41V213H40ZM84 214H85V213H84ZM87 214H86V215H87ZM108 214H109V213H108ZM111 214H110V215H111ZM122 214H124V215H122ZM132 214H133V213H132ZM179 214H180V213H179ZM179 214H178V215H179ZM198 214H199V213H198ZM200 214H199V215H200ZM218 214H221V213L218 212L217 215H218ZM223 214H222V215H223ZM228 214H229V213H228ZM231 214H232V213H231ZM234 214H236V211H235ZM241 214H242V212H241ZM243 214H244V212H243ZM243 214H242V215H243ZM5 215H8V216H5ZM32 215H33V213H32ZM45 215H46V214H45ZM45 215H44V216H45ZM74 215H75V214H74ZM105 215H103V216H105ZM110 215H109V216H110ZM118 215H119V216H118ZM160 215H161V214H160ZM160 215H159V216H160ZM164 215L169 216L170 214H164ZM172 215H174V214L171 213V216H172ZM183 215H184V214H183ZM183 215H182V216H183ZM194 215H195V214H194ZM202 215H204V214H202ZM229 215H230V214H229ZM239 215H240V214H238V217H239ZM263 215H264V213H263ZM34 216H33V217H34ZM52 216H51V217H52ZM82 216L84 217L83 214H79L78 217H82ZM132 216H135V217H136V214H134V215H132ZM146 216L144 215V218H143V216H142V218H143L142 220H143L144 222L148 221V219H147L146 221L144 220ZM153 216H154V215H151V217H152V219L150 218L151 220H154V219H153ZM174 216H175V215H174ZM174 216H172L170 220L172 221V218H173V220H174V221H172V222H173V225H174V223H175V225H176V222H175L176 219H174V218H176V216H175V217H174ZM180 216H181V215H180ZM182 216H181V217H182ZM185 216H186V213H185ZM218 216H219V217H218ZM218 216H217V217L220 218L221 215H218ZM223 216L226 217V219L230 218V217L225 216V215H223ZM235 216H236V215H235ZM244 216H245V215H244ZM244 216H241V218L243 217V219H246V218H247V217H246L247 214H246L245 218H244ZM261 216H262V215H261ZM31 217H32V216H31ZM75 217H76V216H75ZM85 217H86V216H85ZM94 217H95V216H93V219H94ZM117 217H116V218H117ZM121 217H120V219H121ZM129 217H131V216L129 215ZM135 217H132V218H134V219L136 220L138 217H136V218H135ZM139 217H140V215H139ZM157 217H158V216L155 217V220H159V222H160V219H156ZM161 217H162V216H161ZM165 217H166V216H165ZM169 217H170V216H169ZM195 217H196V216H195ZM224 217H223V218H224ZM231 217H233V216H231ZM236 217H237V216H236ZM236 217H235V218H236ZM238 217H237V218H238ZM249 217H251V216H249ZM253 217H254V216H253ZM35 218H36V217H35ZM37 218H38V217H37ZM41 218H43V217H41ZM49 218H50V217H49ZM68 218H69V222H70V223L73 222V223L70 224V223L68 222V220H67ZM104 218H105V217H104ZM116 218L113 217V218L111 219V217H110V220H113V219L116 220ZM159 218H160V217H159ZM162 218H163V217H162ZM178 218L181 219L180 217H178ZM184 218H185V217H184ZM184 218H183V219H184ZM187 218H188V216H187ZM187 218H186V219H187ZM189 218H190V215H189ZM223 218L221 217L220 220H223ZM235 218L233 219L234 221H235ZM260 218H262V217H260ZM263 218H264V217H263ZM26 219L29 220V218H27V217H26ZM26 219H25V220H26ZM39 219H40V218H39ZM54 219H55V218H54ZM54 219H53V221H54ZM78 219H79V218H78ZM78 219H77V223H79ZM107 219H108V218L103 219V220H106V221H107ZM118 219H119V218H118ZM118 219H117L116 223H120V222H121L120 220H119L120 222H118ZM122 219H123V218H122ZM134 219H133V220H134ZM150 219H149V221H148L149 223L151 222ZM163 219H164V218H163ZM166 219H168V217H167ZM191 219H192V218H191ZM197 219H198V218H197ZM230 219H231V218H230ZM238 219H239V218H238ZM255 219L258 220L257 218H255ZM32 220L34 221V218H32ZM36 220H37V219H36ZM45 220H47V218L44 219V221H45ZM48 220H49V219H48ZM48 220H47V222H48ZM50 220H51V219H50ZM86 220H87V219H86ZM86 220H85V222H86ZM94 220H95V219H94ZM94 220H93V221H94ZM130 220L132 221L131 218H130ZM177 220H178V219H177ZM177 220H176V221H177ZM188 220H189V219H188ZM216 220H218V219H216V215H215V222L217 223ZM220 220H218V222H219L220 224L223 225V223H221ZM224 220H225V219H224ZM228 220H229V219H228ZM248 220H251V219H248ZM26 221H27V220H26ZM29 221H30V220H29ZM51 221H52V220H51ZM51 221H50V223H51ZM108 221H109V219H108ZM125 221H124V223H123V220H122V222H121V223H123V226H126V225H127V223H126ZM127 221H128V219H127ZM138 221H139V218H138ZM140 221H141V219H140ZM161 221H162V219H161ZM163 221H164V220H163ZM179 221H181V220H179ZM179 221L177 222L178 225H180V223L182 224V222H179ZM185 221H187V220H185ZM190 221H191V220H190ZM193 221H194V220H193ZM193 221H192V222H193ZM246 221H247V219H246ZM252 221H255V220H252ZM252 221H251V222H252ZM14 222H15V224L18 222V223H17V224H18V227H16V226L14 225ZM35 222H36V223H33V224H38V221H35ZM41 222H42L41 224L43 225V220H42ZM45 222H46V221H45ZM45 222H44V223H45ZM54 222H55V221H54ZM63 222H62V224H63ZM90 222H92V221H90ZM98 222H94V225H96ZM109 222H110V221H109ZM109 222H106V225H107V224L110 225ZM112 222H113V221H112ZM114 222H115V221H114ZM114 222H113V223H114ZM129 222H130V221H128V223H129ZM136 222H137V221H136ZM136 222L134 223V225L137 224ZM144 222H143V224H144ZM148 222H146L147 225H148ZM159 222L157 221V223H159ZM166 222H168V226H169V223H170L169 220H167V221H165V222H162V223L164 224V223H166ZM183 222H184V221H183ZM222 222H226V220H225V221H222ZM227 222H228V221H227ZM229 222L232 223L231 221H229ZM239 222H242V220L239 219L237 223H239ZM244 222H245V220H244ZM256 222H257V221H256ZM260 222H261V221H260ZM262 222H264V220H263ZM25 223H26V222H25ZM31 223H32V221H31ZM88 223H89V222L87 221V222H86V225H87ZM92 223H93V222H92ZM101 223H100V224H101ZM104 223H105V221H104ZM104 223H102V224H104ZM131 223H132V222H130V225H131ZM152 223H153V224H152L151 228L153 227V225H156V222L153 221ZM185 223H186V222H185ZM190 223H191V222H190ZM235 223H236V221H235ZM247 223H248V222H247ZM29 224H30V223H29ZM29 224H28V225H29ZM33 224H32V225H33ZM39 224H40V223H39ZM39 224H38V225H39ZM53 224H56V223H53ZM60 224H61V222H60ZM60 224H59V225H60ZM80 224H81V221H80ZM111 224H112V223H111ZM114 224H115V223H114ZM114 224H113V225H114ZM124 224H126V225H124ZM139 224H141V223H139ZM143 224H142V225H143ZM187 224H188V223H187ZM232 224H233V223H232ZM232 224H230V226H231ZM242 224H244V223H242ZM242 224H241V225H242ZM251 224H252V223H251ZM30 225H31V224H30ZM42 225H40V226H42ZM89 225H91V224H89ZM98 225H99V224H98ZM98 225H96V226H98ZM113 225H111V226H113ZM128 225H129V224H128ZM137 225H138V224H137ZM137 225H136V226H137ZM142 225H139V226H142ZM150 225H151V223L148 225V228H149ZM159 225H160V224H159ZM161 225H162V224H161ZM161 225H160V226H161ZM178 225H176V226H178ZM224 225L227 226L228 223H227V224L225 223ZM235 225H236V224H234L233 227H235ZM241 225L239 224V226H241ZM260 225H262V224H260ZM20 226H21L24 230H23L22 228H20ZM40 226H38L37 228H39ZM44 226H45V225H44ZM53 226H54V225H53ZM61 226H62V225H61ZM61 226H60V227H61ZM81 226H82L81 228L83 229V228H84V224L82 223ZM91 226H92V225H91ZM111 226H110V227H111ZM118 226H119V224H118ZM123 226H122V229L124 228ZM132 226H133V225H131V227H132ZM136 226H134L132 229L136 228ZM156 226H158V225H156ZM156 226H155V227H156ZM160 226H159L158 228H160ZM165 226H166V224H165ZM170 226H172V225H170ZM187 226H188V225H187ZM228 226H229V225H228ZM228 226H227L226 228H229ZM237 226H238V224H237ZM242 226H243V225H242ZM247 226L250 227V225H247ZM256 226H257V227H256ZM256 226H255L256 228H260V229H261V227L263 228L264 225H262V226H260V227H258V225H256ZM29 227H30V226H29ZM31 227H32V226H31ZM34 227H35V226H34ZM54 227H55V226H54ZM58 227H59V226H58ZM64 227H65V226H64ZM85 227H86V226H85ZM104 227H105V224H104ZM104 227H101V229H103ZM113 227H116V226L114 225ZM126 227L128 228V226H126ZM126 227H125V228H126ZM143 227H144V226H142V228H143ZM161 227H162L163 229L161 228L160 230H162V231L166 230V229H164L165 227H163V225H162ZM173 227H174V226H173ZM233 227H232V228H233ZM40 228H41V227H40ZM45 228H46V227H44V229L42 228L43 231L46 230ZM56 228H57V227H56ZM61 228H63V226H62ZM69 228H70V227H69ZM107 228H109L108 225H107ZM119 228H120V226L118 227V229H119ZM127 228H126V229H127ZM129 228H130V226H129ZM129 228H128V230H126V229H123V230H122V229H121L120 232H123V231L127 232V231H129V230H132L131 228H130V229H129ZM153 228H154V227H153ZM166 228H170V227H166ZM178 228H179V227H178ZM178 228L176 227V230H177ZM184 228H185V227H184ZM223 228H224V226H223ZM239 228H240V227H239ZM242 228H243V227H242ZM245 228H247V227L245 226ZM245 228H244V230H245ZM33 229H34V228H33ZM33 229H31V231H30L31 233L33 232ZM64 229H65V228H64ZM66 229H68V228H66ZM74 229H77V227H74ZM82 229H79V230H82ZM87 229H88V228H87ZM87 229H86V230H87ZM110 229H111V228H110ZM110 229H109V230H110ZM115 229L117 230V227H116ZM115 229H113V232L117 235V233L115 232V231H116ZM136 229H137V228H136ZM139 229H140V228H139ZM174 229H175V227H174ZM224 229H225V228H224ZM230 229H231V228H229V231H230ZM237 229H238V228H237ZM253 229H254V228H253ZM253 229H251V230H253ZM27 230H28V231H27ZM53 230H55V228H53ZM56 230H57V229H56ZM61 230H63V229H60V231H61ZM70 230H71V229H70ZM70 230H69V231H70ZM88 230L91 231V227H90ZM88 230H87V231H88ZM94 230H95V231H94ZM103 230H104V229H103ZM106 230H107V229H106ZM119 230H120V229H119ZM140 230H142V229H140ZM140 230H139V231H140ZM143 230H144V229H143ZM153 230H155V228H154ZM153 230H152V231H153ZM160 230H159V232H160ZM168 230L170 231V229H168ZM185 230H186V229H185ZM221 230H223V229H221ZM225 230H226V231H224V232H226V235H228V236H226L222 231H221V232L225 235L226 238H228V237L230 238L232 234H230V232L227 234V231H228V230H227V229H225ZM233 230H234V228L232 229V231H233ZM242 230H243V229H242ZM248 230H249V229H248ZM255 230H256V229H255ZM262 230H263V229H261V231H262ZM47 231H48V230H47ZM58 231H59V229H58ZM65 231H67V230H65ZM73 231H74V230H73ZM93 231H94V232H93ZM98 231H99V230H98ZM110 231H112V230H110ZM149 231L151 232V230H149ZM162 231H161L160 233H161V234H166V235L168 234V237H170L169 235H171V234L174 232V231H172V233H171V232H169V233H165V231H164V233H163ZM234 231H235V230H234ZM234 231H233V232H234ZM236 231H237V230H236ZM245 231H246V230H245ZM256 231H257V230H256ZM258 231H259V230H258ZM261 231H260V232H261ZM263 231H264V230H263ZM263 231L261 232V235L263 234ZM41 232H42V231H41ZM48 232H49V231H48ZM56 232H57V231H54V233H56ZM63 232H64V231H62V233H63ZM81 232H82V231H81ZM85 232H86V231L84 230V231H83V235H84ZM96 232H97V231H96ZM103 232H104V231H103ZM108 232H109V231H108ZM135 232H137V230H135L134 233H135ZM142 232H143V231H142ZM145 232H148V230H147L146 228H145ZM145 232H144L142 235H145ZM150 232H149V233H150ZM153 232H154V231H153ZM153 232L150 233V234H152L153 236L156 235V234H153ZM155 232H156V231H155ZM166 232H168V231H166ZM233 232H232V233H233ZM240 232H241V229H240ZM243 232H244V231H243ZM248 232H249V231H248ZM251 232H252V231H251ZM31 233H30V234H31ZM60 233H61V232H60ZM65 233H67V232H65ZM109 233H110V232H109ZM123 233H124V232H123ZM130 233H131V232H130ZM132 233H133V231H132ZM132 233H131V234H132ZM140 233H141V231H140ZM170 233H171V234H170ZM200 233H201L202 235L205 234V232H201V231H200ZM203 233H204V234H203ZM234 233H235V232H234ZM236 233H237V232H236ZM238 233H239V231H238ZM238 233H237V234H238ZM40 234H41V233H40ZM49 234H50V233H49ZM49 234H47V236H48ZM69 234H70V232H69ZM81 234H82V233H81ZM157 234H158V233H157ZM196 234H197V233H196ZM201 234H198V235H201ZM217 234H218V233H217ZM219 234H220V233H219ZM219 234H218V237H219ZM229 234H230V235H229ZM243 234H244V233H243ZM245 234H247V233H245ZM254 234H256V233H254ZM118 235H119L120 237L123 236L124 240H125V238H126V239L129 238L128 236H124V234H123V235H122V234H118ZM127 235H129V234H127ZM136 235H139V234L136 233ZM172 235H173V234H172ZM172 235H171V236H172ZM198 235H197V236H198ZM235 235H236V234H234V236H235ZM258 235L260 236L259 233H258ZM263 235H264V234H263ZM263 235H262V236H263ZM40 236H41V235H40ZM51 236H52V234H51ZM51 236H48V237L50 238ZM63 236H64V234H63ZM119 236H118V237H119ZM130 236H131V235H130ZM150 236H151V235H150ZM164 236H165V235H164ZM195 236H196V235H195ZM204 236H205V235H204ZM204 236H202V237H204ZM216 236H217V235H216ZM234 236H232V237H234ZM241 236H243V235L241 234ZM255 236H257V235H255ZM56 237H57V236H56ZM56 237L53 236L52 238L55 239ZM70 237H71V239H73L72 236H70ZM84 237H86V236H84ZM127 237H128V238H127ZM132 237H133V234H132ZM139 237H140V236H139ZM148 237H149V236L147 235V238H148ZM168 237H167V239H168ZM172 237H173V236H172ZM199 237H200V236H199ZM202 237H200V239H201ZM206 237H207V236H206ZM225 237L223 238V236H222L223 239H225ZM232 237H231V238H232ZM236 237H237V236H236ZM249 237H250V236H249ZM20 238H21V239H20ZM108 238L110 239V234H109V237H108ZM123 238H119V239L116 238V239H118V240L121 241ZM135 238L137 239V237H135ZM145 238H146V237H145ZM152 238H153V240H154L155 238L157 239L158 237H157V235H156V237H152ZM152 238H149V239H152ZM162 238H163V237H162ZM164 238H166V236H165ZM196 238H197V237H196ZM204 238H205V237H204ZM219 238H220V237H219ZM231 238H230V239H231ZM242 238H243V237H242ZM242 238L239 237V239H242ZM253 238H256V237H253ZM257 238H259V237H257ZM257 238H256V239H257ZM260 238H261V237H260ZM35 239H36V238H35ZM39 239H40V238H39ZM41 239L43 240L42 237H41ZM80 239H81V237H80ZM82 239H84V238L82 237ZM85 239L87 240V238H85ZM109 239H107V240L105 239V240L108 241ZM111 239H112V238H111ZM111 239H110V243L112 244V243H114V242H111ZM114 239H115V238H114ZM130 239H132V238L130 237ZM136 239H135V240H136ZM156 239H155V240H156ZM158 239H159V238H158ZM160 239H161V238H160ZM169 239H170V238H169ZM169 239H168V240H169ZM172 239H173V238L170 239V242L172 241ZM174 239H176V238H174ZM206 239H207V238H206ZM232 239H234V238H232ZM243 239H244V238H243ZM42 240H41V241H42ZM47 240H48V239H47ZM47 240H46V241H47ZM50 240H52V239L50 238ZM50 240L48 241L49 243H50ZM55 240H56V239H55ZM55 240H54V241H55ZM68 240L66 239V241H68ZM86 240H85V241H86ZM105 240H104V241H105ZM135 240H134V241H135ZM147 240H148V239H147ZM153 240H150V242H151V241L153 242ZM164 240H165V239H164ZM168 240H167V241H168ZM207 240H208V239H207ZM219 240H220V242H219V241H216V242H219L220 245H221V244H222V243H221V241H222L221 238H220ZM247 240H248V239H247ZM249 240H253V239H250V238H249ZM249 240H248V241H249ZM257 240H258V239H257ZM257 240H256V241H257ZM259 240H260V239H259ZM261 240H264V239H261ZM54 241H53V242H54ZM66 241L63 242V244H64V243L66 244ZM102 241H103V240H102ZM102 241H101V242H102ZM113 241H114V240H113ZM116 241H117V240H116ZM116 241H115V242H116ZM120 241H119V242H120ZM138 241H139V238H138ZM140 241H142V240H140ZM140 241H139V242H140ZM143 241H144V240H143ZM156 241H157V240H156ZM156 241H154V242H156ZM205 241H206V240H205ZM226 241H228V239H227V240H226V239L224 240V242H226ZM229 241L231 242V240H229ZM238 241H239V240H238ZM242 241H243V240H242ZM242 241H240V242H242ZM256 241L253 240V241H252V244H253L254 242L256 243ZM130 242H131V241H130ZM130 242H129V244H130ZM132 242H133V241H132ZM148 242H149V240H148ZM201 242L203 243L202 240H201ZM214 242H215V241H214ZM230 242H227V243H229L230 245H232ZM234 242H235V241H234ZM240 242H239V243H240ZM245 242H246V241H245ZM250 242H251V241H249L247 244H249ZM258 242H259V241H258ZM260 242H262V241H260ZM263 242H264V241H263ZM263 242H262V243H263ZM41 243H43V244H41ZM68 243H70V240H69ZM79 243H81V244H79ZM103 243L105 244V242H103ZM103 243H102L101 245H103ZM108 243H109V242H108ZM108 243H106V245H107ZM133 243L135 244L136 242H133ZM142 243H143V242H142ZM219 243H218V244H219ZM227 243H226V245H227ZM255 243H254V244H255ZM55 244H56V243H55ZM65 244H64V245H65ZM115 244H116V243H115ZM117 244H119L118 241H117ZM117 244H116V245H117ZM129 244H128V245H129ZM140 244H141V243H140ZM143 244H145V242H144ZM148 244H149V243H148ZM148 244H146V245L148 246ZM150 244H152V243H150ZM218 244H216V247H217ZM235 244H236V243H235ZM235 244H234V245H235ZM240 244H242V243H240ZM244 244H245V243L243 242L242 245H244ZM247 244H246V246H249V245H247ZM254 244H253L252 246H250L251 249H252V247L254 246ZM257 244H258V243H257ZM259 244H260V243H259ZM67 245H69V244H67ZM101 245H100V246H101ZM108 245H109V244H108ZM128 245H127V246H128ZM146 245H145V247H147ZM152 245H153V244H152ZM204 245H206V244H204ZM214 245H215V243L213 244V246H214ZM234 245H233V247L236 246V245H235V246H234ZM237 245H238V243H237ZM242 245H241V246H242ZM50 246H51V245H50ZM53 246H54V245H53ZM56 246H58V245H55V247H56ZM100 246H99V247H100ZM111 246H112V245H111ZM131 246H133V245H131ZM150 246H151V245H150ZM222 246H225V244L222 245ZM222 246H220V247L222 248ZM241 246L239 245V246L237 247V248L240 247V253L242 252L241 249L244 250V249L247 248V247L245 246L246 248L243 249V246H242V248H241ZM263 246H264V245H263ZM58 247H59V246H58ZM113 247H114V246H113ZM128 247H129V248H132V249L134 248V247H130V246H128ZM128 247H127V248H128ZM214 247H215V246H214ZM220 247H219L218 249H221ZM250 247H248L249 250H250ZM255 247H257L256 249L258 250V246H257L256 244H255ZM44 248H49V247H44ZM59 248H60V247H59ZM100 248H101V247H100ZM107 248H108V246H107ZM111 248H112V247H109L108 249L111 251ZM122 248H123V249H122V250H123V253L121 252V253H122V255H121L122 258H123V255H124V256H125L126 254L128 255V254H130V253H133V251H134V250H133V251L130 252V250H132V249L127 250V249H124V248H126V247H122ZM248 248H247V250H248ZM104 249H106V248H104ZM104 249H102V252H103ZM210 249H213V248L210 247ZM215 249H216V248H215ZM215 249H213V252H212V253H214ZM218 249H216V251H217ZM233 249H235V248H233ZM233 249H230V250H233ZM261 249H263V248H261ZM50 250H51V251H50ZM53 250H54V249H53ZM55 250H57V249L55 248ZM207 250H208V249H207ZM247 250H245L244 253H245ZM249 250H248L247 252L250 253ZM257 250H256V252H257ZM263 250H264V249H263ZM263 250H261V253L259 252V254L256 256V258H257L260 254H262V251H263ZM98 251H99V250H98ZM98 251H97V253L99 254ZM110 251H109V252H110ZM161 251H162V250H161ZM163 251H164V250H163ZM165 251H166V249H165ZM165 251H164V252H165ZM216 251H215V252H216ZM219 251H220V250H219ZM219 251H218V252H219ZM236 251H237V250H234V253H235ZM253 251H255V250L252 249V252H253ZM52 252H53V251H52ZM100 252H101V251H100ZM104 252H105V251H104ZM109 252H108L107 254H109ZM166 252H168V251H166ZM170 252H171V251H170ZM207 252H208V251H207ZM210 252H211V250H210ZM218 252H217V253H214V254L216 255V254H218ZM232 252H233V251H232ZM237 252H238V251H237ZM119 253H120V252H118V254H119ZM159 253H160V252H158L157 254H159ZM168 253H169V252H168ZM205 253H206V252H205ZM208 253H209V252H208ZM208 253H206V255H207ZM240 253L238 252L237 254H233V257H232V258L235 257L234 255H240ZM242 253H243V252H242ZM244 253H243V255H244ZM254 253H255V252H253V254H254ZM263 253H264V251H263ZM43 254H44V255H43ZM118 254H116V256H117ZM157 254L155 255L156 258H157ZM161 254H164V253L161 252ZM178 254H179V253H178ZM178 254H177V256H178ZM209 254H210V253H209ZM227 254H228V253H227ZM102 255H104V254L102 253ZM102 255H99V256H100V259L105 258V257H102ZM105 255H106V252H105ZM130 255H131V254H130ZM132 255L135 256L134 253H133ZM132 255H131V256H132ZM167 255H169V254H167ZM171 255H172V253H171ZM210 255H212V254H210ZM210 255H209V259H210ZM215 255H212V258H211V259H214L213 257H214ZM243 255L241 254L240 257H241V256H242V257H245V255H244V256H243ZM255 255H256V254H255ZM116 256H115V257H116ZM155 256L153 257V258H154V261L156 260ZM159 256H160V255H159ZM164 256H165V254H164ZM182 256H183V255H182ZM203 256H205V255H203ZM207 256H208V255H207ZM231 256H232V255H231ZM248 256H249V257H248ZM248 256H246V257L244 258L245 261H243V259L240 258L242 261H241L240 263H238V264H254V263L256 264V263H257V262H252V263L250 262V263H247V262H249V261L251 260V259H250V256H251V255L249 254ZM260 256H261V255H260ZM101 257H102V258H101ZM106 257H108V255H107ZM117 257H119V256H117ZM166 257H168V259H169V256H166ZM173 257H174V256L172 255V259H171L172 261H173ZM180 257H181V256L179 255V258H180ZM201 257H202V256H201ZM216 257H217V256H216ZM238 257H239V256H238ZM238 257H237V258H238ZM251 257H253V255H252ZM95 258H97V257L95 256ZM120 258H121V257H119V259H120ZM129 258H131V257L129 256ZM132 258H133V257H132ZM145 258H150V257L145 256L143 259H145ZM162 258H163V255H162L161 259H162ZM170 258H171V257H170ZM207 258H208V257H207ZM232 258H231V259H232ZM246 258H248L249 261L246 260ZM253 258H254V257H253ZM100 259H99L98 261H100ZM114 259H115V258H114ZM114 259H113V260H114ZM150 259H152V258H150ZM161 259H160V260H161ZM165 259H166V258H165ZM176 259H178V257L175 258V261H174V262H177V263H178L179 260L176 261ZM180 259H183V258L181 257ZM196 259H197V260H196ZM196 259H194V260L198 261L197 264H203V263H204V262H203V263H202V262L200 263V262H199V258H196ZM205 259H206V258H204L203 260L206 261L207 259H206V260H205ZM215 259H216V258H215ZM254 259H255V258H254ZM254 259H253V260H254ZM258 259H259V257H258ZM261 259H262V257H261ZM261 259H260V260H261ZM263 259H264V258H263ZM91 260H92V259H91ZM91 260H90V261H91ZM105 260H106V259H105ZM138 260H139V259H138ZM145 260L147 261V259H145ZM157 260H159V259L157 258ZM163 260H164V259H162V261H163ZM183 260H184V259H183ZM226 260H227V258H226ZM226 260H225V261H226ZM232 260L234 261V259H232ZM253 260H252V261H253ZM256 260H257V259H256ZM43 261H44V262H43ZM111 261H112V260H111ZM136 261H137V260H136ZM139 261H140V260H139ZM139 261H138V262H139ZM152 261H153V260H152ZM172 261L169 260V263L172 264ZM180 261H181V260H180ZM196 261H195V262H196ZM233 261H231V262H233ZM254 261H255V260H254ZM93 262H94V261H92V263H93ZM104 262H105V261H104ZM116 262H117V260H116ZM116 262H115V264H116ZM141 262H142V261H141ZM144 262H145V261H143L142 263H144ZM150 262H151V261H150ZM160 262H161V261H160ZM163 262H164V261H163ZM166 262H167V261H166ZM166 262H165V263H166ZM174 262H173V263H174ZM181 262H183V261H181ZM191 262H193L194 264H196L193 260H192ZM207 262H208V261H207ZM207 262H205L204 264H206ZM214 262H215V261H214ZM236 262H238L237 259H236ZM236 262H235V263H236ZM259 262H260V261H259ZM262 262H263V261H262ZM95 263H96V262H95ZM112 263H113V261H112ZM112 263H110V264H112ZM132 263H136V262H133V261H132ZM145 263H147V262H145ZM145 263H144V264H145ZM169 263H167V264H169ZM211 263H213L212 260H211L210 264H211ZM88 264H89V263H88ZM90 264H91V263H90ZM93 264H94V263H93ZM147 264H148V263H147ZM149 264H150V263H149ZM174 264H176V263H174ZM219 264H220V263H219ZM221 264H222V263H221ZM223 264H224V262H223ZM227 264H228V263H227ZM258 264H260V263H258Z\"/></svg>",
  "mask_w": 264,
  "mask_h": 264
}]
</instances>
